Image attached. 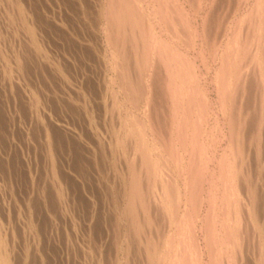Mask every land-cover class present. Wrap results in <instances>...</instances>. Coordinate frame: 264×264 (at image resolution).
Masks as SVG:
<instances>
[{
	"label": "rangeland",
	"instance_id": "rangeland-1",
	"mask_svg": "<svg viewBox=\"0 0 264 264\" xmlns=\"http://www.w3.org/2000/svg\"><path fill=\"white\" fill-rule=\"evenodd\" d=\"M4 1L5 0H3V1L0 0V16H1L0 17V19H1L0 20V28H1L0 29V37L2 38V39L0 38V247H1L0 252L3 256L5 255L7 257V260H6L7 263L6 264H11V263L12 264H151V263H149L150 261H149L148 254H147V250H148V246H149L148 244H149L150 240L153 239V242L156 243V246H158L159 251H161L165 248L164 247V245H165L164 240L166 238V235H167V233L171 234L168 232L169 226H170V221H174L175 220L174 217H177V219L178 218L181 219V217L184 216L182 214H184V211L186 209H188V206H189V204L187 205V202H185L187 199V196H188V193L186 196V192H187L186 189H188L189 186H188V188H184V186H185L184 184L186 181L188 182L187 178L190 177V171H189V168H187L188 164L185 163L184 165H186V167H184V165L182 164L183 162H180V159H181L180 157H182L183 152L186 155L188 153L186 151L187 150L190 151V149H188V146H186L188 142L185 143V141H184V143H183V145H185L187 148H185V146L180 144L181 133L179 131H177L179 133L178 134L175 131V130H177V127H176L177 123H175V121L177 122L178 116L176 114L174 115V111L176 110L178 103L175 102L173 99L168 98L170 96L167 92V86L169 84L166 85V83L170 82V81H168V79L170 80L171 75L174 78H175V76H177V75L174 76V74L171 73L169 70L171 69V67H172V69L177 68L178 64H179V66H178V68H179L180 65H182L180 63H186L187 62L186 65L189 63V64H191V68L194 67V68H192V70L194 69L193 72L194 73L196 72L194 77L198 76V78H199V79H196L197 77L194 78L195 84H197L196 82H198V84H200L199 85L200 89L199 88L198 89L201 92L205 90L204 91L205 93L204 92H202V93L200 92V93H201V95H203L202 97L207 96V97H205V100L208 99V101H207L208 105H206V107L212 108V109L206 108L205 112L203 111L204 115L207 117L204 116L205 121H203V123H202V120H201V122L198 124L199 128H200V130H198V132L200 133V131H201V136H202L201 137V139H202L201 143H203L202 146L204 145L203 146L204 148L201 151L202 154L199 153L198 156H201V155L204 156L205 155L204 157H199L200 159L198 158V160H199L198 166L200 165L202 167V165H205L206 167L204 166L203 170H205V168H207L208 170L206 169L204 171L205 174L203 176V179H201L202 181H201V183H199V185H200V184H202V182H204L202 184L203 187L200 190V193L201 192L202 193L200 194V196L198 198L197 208H199V209L197 210V208H196L195 209L196 211L193 210L196 213L191 211L192 213L190 216V218H193V219L195 218L194 220L196 223V226H195L196 229L194 230V232L197 231V232H195L196 245L199 244L198 246H200V249H202V248L204 249L206 246L204 244V239H203V238H205L204 237L205 236V233H204L205 230H203V233L200 231H202V226H201L202 222H203L202 220H204V218L208 214L207 209H208V211L210 209L209 208L210 204H208V203H212V202H208V200H207V202L205 200H203V201H201V200L204 197H206L204 199H208L209 195H211L212 199L216 198L217 199V200L215 199L216 203L218 202L217 205H215V208L219 207V202L221 200L219 198L222 197V193L224 191L221 187H222V185L225 186L224 185L225 182L228 183V181H229V180L225 181V179L228 178L229 176H231V173L233 172V169H232L233 168V166H232L233 162L234 163L237 162V164H235V165L236 166L238 165V167L242 166L241 164H243V166H244L246 163V165L244 167L242 166L244 169L240 167L242 170V173L244 172V174L246 173L248 175V176L246 175L247 177L245 179V175L242 174V176L244 175L243 176L244 177L243 178L244 183L246 182L245 183L246 186L247 185L249 186L251 184L250 186L252 188L257 185L256 188H254L253 190L259 191V197H261L260 203L262 204V205H260V207H262L261 209L263 210V215H264V183H263V181H264V163H263L264 162V129L262 127V126H264V120H263V123H261V129H258V127H260L259 126L260 124L258 125V122H257V124H255V123H256V121H259V122L261 121V117H260L261 115L260 116L258 115V114H260V112L254 114V111L256 109L260 108V105H261L260 99L262 98V96H261L262 92L261 91L263 89L261 88L262 87L261 86L262 81L260 80L261 78L259 79V77H260L259 68L261 69V67H258V66L263 65V67H264V61H263L264 58L262 57L263 60H261L262 61L261 64H258V66L256 65L258 68L255 66L254 63H253L254 66H252L253 64H251L252 63L251 59H253V57H254V54L252 52L255 50L254 45L259 46V44H258L259 40L262 41V42H260V44L264 43V39H263L264 35L262 36V39H259V37H258L259 34L257 33V29H256L257 28L256 25H258L257 24L258 22L260 23V25L262 23L263 27H264V23H263V21H264V17H263L264 13L263 12L264 11H262L264 9V0H261V2H262L260 5L261 11L259 10V8H258V10L253 8V6L256 5V0H205V1L204 0H195V1L191 0L192 2L190 0H178L179 3L177 0H170V1L166 0V1H168L166 3H164L165 2L164 0H163V2H162V0H156L155 2L159 1L157 3L161 7L158 6L156 3H154L153 0H148V1L144 0L142 2H139L140 0L139 1L137 0L138 2L136 0H133L137 4L141 3L142 4V5L140 4L141 8L143 6V8L145 9L144 10L142 8L143 11L141 10V16H140L144 21L141 18L139 19V17L136 18V13H138L137 16L140 15L139 14L140 8L137 4H135V2H134V5H136V6L133 7L134 5L131 4L133 6H132V10H130L132 13L133 8L137 7L136 8L137 10L134 9L137 12L133 11V14H135V15H133V14L131 15V13H130V16H131L130 18L131 19L132 18L138 19V21L136 20V22H137L136 26L138 24L140 26H142V27H140L138 25V28L140 27L142 29V31L145 32V33H142V35L144 34L143 36L145 39H143V37L140 35L141 30H139L138 28L136 29V27L130 23H128L130 25H127V24L125 25L129 29L127 27L123 26L122 29L117 27V29H119V30H117L116 27L114 29V27L112 28V27L108 26V21H109L108 17L110 16L109 14H112L113 10L116 9V6H117L116 5L117 3L115 4V7H114V5L111 6V4H110V6H108V4L111 3V0H6L5 2ZM108 1H109V3H108ZM133 1L129 0V2H131V3ZM151 1H153V2H151ZM171 1L174 3V6L175 7L177 6L178 8L175 9V7L172 6L173 3ZM198 1H199V3H198ZM149 2H150V5L152 3L153 6L152 5L150 6ZM3 3H4V6H6V7L3 6ZM146 3L148 5L145 6ZM163 3H164V5H163ZM8 4H9V6H8ZM154 4H155V6H154ZM165 4H167L168 6ZM176 4H178V5H176ZM253 4H255V5H253ZM169 5H170V8L174 7L173 9H171L172 13H170L171 12L170 8L168 9ZM148 6H150V7H148ZM164 6H166L167 9H164L165 8ZM11 7H12V9H11ZM151 7H152L153 11H152ZM180 7H182L181 9H183V11L186 10V12H183V11H182L183 13L180 12L181 15H179V10H177V9H180ZM157 8L159 11L157 10ZM162 8H163V10H162ZM106 9H108V11H109V9H111V11H109V13H108V11ZM181 9H180V11H181ZM196 9H197V11H196ZM250 9L253 11V13L256 10V13H255L256 16L255 17L259 16L256 18V20H255V17L253 18L256 22H254L253 19H252L253 21H251V19H250V17H251L250 13L252 12V11H250ZM154 10H155V12H154ZM175 10L177 11V14H176ZM101 11H103V12H101ZM164 11H166V12H164ZM259 11H260V14H258ZM152 12L155 13L156 16H155V14H152ZM157 12H159V13L157 14ZM173 12H175L176 15ZM22 13H23V15H22ZM98 13L100 15L101 14L102 15L99 16ZM142 13L145 17L142 15ZM148 13L150 15L151 14L153 15V17L151 15L152 18L156 17L155 20L152 19L150 17V15H148ZM105 14L107 15V17H105L106 20L104 19ZM163 14L165 16H161ZM171 14L173 15V17L175 16L176 18L175 17L173 18L172 16H170ZM112 15H111V18L109 17V19H112V17H113ZM180 16L181 17L184 16V17H186V19L188 18L187 16H189L190 20L187 19L188 20L187 21L183 17V19L186 20L185 21L186 24L185 23L182 24V22H184V20L182 18H179ZM205 16H207V19ZM159 17H161V18H159ZM168 18H171V20H170V21H172L171 23H173L175 21V19H176V21L177 20L180 21V19H181V21H180L181 23H179V22L176 23V21H175L173 25L176 27H174L173 25H171L169 23L172 26L171 27L172 29H171L169 27L170 25L168 24V22H170V21H168L169 20ZM145 19H147L148 21H146ZM159 19L161 21H159ZM243 19L244 20L246 19L247 21L252 22V23L251 24H249L248 22L244 23L246 21H243ZM248 19H250V20H248ZM257 19H258V21H257ZM152 20H154V21H152ZM156 20H157V23H156ZM208 20H209V22H208ZM219 20H221V21H219ZM140 21H142L143 23H141ZM239 21L243 22V23L241 24V23H239ZM138 22H140V23H138ZM146 22H147V24H146ZM187 22L190 23L192 26L189 25ZM203 22H205L206 27L203 26L204 25ZM35 23H37V24L39 23V24L37 25ZM255 23H256V25H255ZM144 24L147 26L144 27L143 26ZM156 24H158L159 27ZM163 24L167 25L168 29L166 28V26H164V28L167 30V32H165L166 30L163 28ZM179 24H182V25L179 26ZM184 24L185 25L188 24L189 26H191L189 28H191L192 30L188 28V25L186 27V26H184ZM243 24H245V29L242 28ZM246 24H248V27L250 29H252V30H250L251 33L249 32V34H247V30L249 28L246 27ZM106 25H107V27H106ZM151 25L153 26L152 29H150ZM239 25H241V27H239ZM254 25L256 26V28ZM132 26H134L135 28ZM149 26H150V28H149ZM236 26H237V29H236ZM154 27H155V29H154ZM181 27H182V29H181ZM160 28L163 30H161ZM187 28H188L189 32L191 31V33H189L188 30H186ZM246 28H248V29H246ZM109 29L113 30V34H110ZM157 29H160L161 31L158 30L159 31L158 32ZM169 29H170V32H168ZM205 29H207V30H205ZM235 29L237 31H235ZM241 29H243V30L241 31ZM3 30H4V32H3ZM129 30L133 31L134 33L130 31L132 35L130 33L128 34ZM150 30H153L152 32H155V33L150 34L149 33ZM203 30L207 31L206 32L207 35L205 34V31H203ZM233 30L237 33L236 35H234V33H232V32H234ZM105 31L108 34L112 35V38H113V35L121 33V36L123 38V39H121V36H119L121 44L118 42V40H119L118 38L117 39L115 38V40L113 38V40L111 39V41H110L109 40L110 35H108ZM114 31H116V32H114ZM119 31H121V32L119 33ZM123 31H125V32H123ZM171 31L173 33L176 32L175 35L172 34ZM181 31L182 32L184 31V32L182 33ZM195 31H196V34H195ZM240 31L243 33H245L244 31H246V33L245 34L242 33L243 35L239 36ZM7 32H9V33H7ZM122 32L128 34L130 37L138 32L134 36H139V38L138 37H136V38H138L139 41L142 40L143 42L142 41L139 42V41H137L138 39L135 40L132 37L131 38L133 39V41L131 38H130L131 41H130V39H129V41H127L128 39L126 40L125 38H129V37H127L128 35L123 34ZM156 32H157V34H156ZM160 32H162V33H160ZM178 32H180V34ZM185 32L188 33L187 34L188 38H187V35ZM198 32L200 33L202 39H201ZM164 33L166 35L169 34V37L168 36L165 37ZM149 34L150 35L154 34V38H156V40H154V43L151 41L153 38L151 39L149 37V39H151L149 41V39H148V36H150ZM145 35H147V37ZM176 35H178V36H176ZM191 35H193V36H191ZM196 35H199L198 37H200V39H198V37L194 38V36H196ZM244 35H245V37H244ZM248 35L251 36V38ZM3 36H4V38H3ZM175 36L178 38H175ZM189 36H191V39H189L190 38ZM226 36H228V37H226ZM231 36L233 37L234 40L231 38ZM246 36H248V37H246ZM255 36H256V39H254ZM106 37H108V39ZM140 37H142V39ZM151 37H153V36H151ZM192 37H193V40H192ZM239 37L244 39V40H247V38L249 40L251 39L252 42H251V40H250V42L253 45L252 46L250 42L248 43V45L250 44L249 45V51H251L252 54H250V56H247V58H245V59L242 58V60H239V59H241L240 57H243L242 54H244V53L242 52V53L237 54L236 53L237 51L235 50V49H238L237 47L240 45L239 43L241 42L240 40H238ZM179 38H182L183 41H182V39L180 40ZM147 39H148V41H146ZM158 39H160V40H158ZM169 39L171 41H169ZM188 39L190 40V44L188 42L187 47L188 46L189 47H188V50H186L187 48L184 45L187 44ZM235 39H237V40L235 41ZM40 40H42V41H40ZM167 40H168L167 43L170 45V47H171V45H173L172 48H169V45L166 43ZM172 40L173 41L175 40V41L172 42ZM191 40L193 42H191ZM227 40H230V41H227ZM121 41H123V42L125 41L126 42L125 44H127V45L123 44V42H121ZM176 41H178V42H176ZM232 41L235 42L236 45H238V46H236L235 43H233ZM111 42L115 43L114 44L115 46L112 45ZM128 42H131V43L128 44ZM133 42H135V43H133ZM145 42H148V43L150 42V44H152V46L155 47V50H153L152 53L150 50V48L152 46L151 47L149 46V50H150V52H149L148 50H146V48L148 49V46H147L148 43L146 44L147 47H145L143 45ZM155 42L157 43V45H155ZM162 42H165L164 45L167 47V48H165V47L164 48L167 51L170 50L167 52V54H166V51H164V53L166 55H168L170 53V55L168 56V58L166 60H165L166 57H164V58L160 57V55L162 56V54H163V50H162L163 43ZM170 42H171V44H170ZM184 42H185V44L182 45V43H184ZM194 42L196 44H194ZM207 42H209V44L211 43V47L209 46V44H207ZM227 42L228 43L231 42V44L233 43L235 45V46L233 45L231 47V49L232 50L234 49V51H235V52L232 51V54H231V51L228 50V47L225 48V45L228 46ZM136 43H138V47H137ZM140 43H142L141 45L145 47V49H144V47L140 46L142 48V51H141V49L140 50L136 49V47L140 48L139 47ZM176 43L178 46L176 45ZM213 43L215 44V46ZM218 44H220V45H218ZM120 45H121V47H119ZM132 45H134V47ZM158 45H159V48L161 47L160 49H161L162 54L160 53V49H158ZM174 45H176L177 47L176 46L174 47ZM113 46H114V50H112ZM126 46H127V48H126ZM129 46H130L131 50H130ZM179 46H181L182 49H181V47L179 49ZM216 46H219L221 49L217 48V50H216ZM251 46H252V48H251ZM123 47H125V51L128 53H125V52L123 53L121 51V50H124ZM263 47H264V44H263ZM118 48H121V49L118 50ZM175 48H176V52L173 51V50H175ZM209 48H211V49H209ZM126 49H128V50H126ZM134 49H136L135 51L138 53V55H141V54H139L138 51H140V53L147 52V54L143 53V55L140 56V63H138L139 60H136L137 58L139 59V57L137 56V53L135 54ZM184 49L186 51H184ZM132 50H133V52H131ZM181 50H183V51H181ZM214 50L217 51L218 55L215 54L216 51L214 52ZM224 50H225V52H224ZM262 50L264 52V48ZM179 51H181L182 54H184V55L180 54L181 56L177 57V58H179L180 62L177 60L175 55L173 56V53H172V52H174V53H176V55H178L177 53H180ZM155 52L157 54L160 53V55L156 54V57H158V58L155 57V55H154ZM20 53H21V55H20ZM131 53L133 55L134 54L135 55L130 56ZM185 53H187V54H185ZM211 53H213V55H211ZM224 53H225V55H224ZM226 53H228V54H226ZM115 54H118V55H115ZM146 55L148 56V58L146 57L147 60L144 59V57H143ZM214 55L216 56L215 57L216 59L214 58V60H213ZM235 55H237V56L240 55L239 59L238 58L235 59L234 58ZM118 56H120V57H118ZM152 56L155 57L154 58L155 63H156V61H158L157 62L158 64L152 63V61H154ZM170 56H171V58H170ZM187 56H190V57H188L191 60V61L189 60L190 62H192L194 59V61H193L194 65L187 61L188 60ZM227 56L228 57L232 56L231 58H233V60H231V58L229 59ZM128 57H130V58H128ZM182 57H183V60H186V59L187 60L182 62L183 61ZM226 57L229 60H227ZM249 57H252V58H249ZM126 58L128 61L125 60ZM160 58H162V60ZM225 58L228 62L233 61V62H231L232 65L230 63L226 62V60H224ZM114 59L118 60L119 64H117V61L115 62ZM122 59L124 62L122 61ZM130 59L131 60L135 59V60L131 61ZM149 59L152 61H150V63L147 64L149 62L148 61ZM159 59H160V61H159ZM174 59L176 61L173 62L174 64H171V61H174ZM218 59H220V60H218ZM243 59L246 62L243 61ZM163 60H165V63L163 62ZM146 61H147V63H146ZM215 61H217V62H215ZM222 61H224L223 64H221ZM235 61H236V64H235ZM241 61H242V63H241ZM143 62H145V64H141ZM177 62H178V64H177ZM244 62H245V64H244ZM136 63L141 64V65H137ZM159 63H161V66L163 68L159 65ZM162 63H164V64L169 63V65L171 67L170 66H169V68L166 67L168 64L166 66H163ZM224 63H225V65H224ZM239 63H241L242 68H244L243 70H245L246 65H248L247 63H249V66L251 65L253 69L251 68V66L250 67L248 66V71H249V68L251 70V72L248 73V77L245 78L244 76H242V78H240V81L238 82V84H240V82H241V84L238 85L237 92H235L237 95H235L236 98H234V100L236 99V101H233V103L236 105L234 106V104H232V106H231L230 100H228V102H227V100H225L226 102H224V104L226 103L228 107L230 106L228 109H226V112L227 111L230 112V110H231L230 108H232L233 112L238 110V109L241 110V108H242L243 111L242 110L241 111L244 112V114L241 111H238V112L236 111L234 113L232 112L234 115L239 117V119H237L238 117H235V120L237 119L236 120V124H237L236 127L237 128L239 127V125H242L244 123V121L247 123L245 126L246 128H244L243 127L244 125H243V126H240L237 130H234L232 128L233 125L228 123L229 121L233 120V118H232L233 116L230 117L233 114H231V112H230V114H231L230 115L228 112L226 114L227 116L225 115V117H224L222 109L220 110V108L222 107L221 103L219 104L220 99L218 98V97H220V94H219L220 93L219 92L220 86H219V88L217 87L219 85V82L216 83V81H218V79L216 77H217V74L219 73L220 69H221V71L219 73V76L222 75V71L226 72V70L229 67H232L233 65L236 66ZM122 65H123L124 71L122 69ZM133 65L134 66L136 65L138 67L136 68ZM157 65L160 67H158ZM174 65H176V66L174 67ZM130 66H133V67H130ZM139 66H140L139 70L144 71L143 74L141 71L138 70ZM154 66H155V69L156 68L157 69L159 68V69L154 71ZM198 66H199V68H198ZM221 66L223 67V70H222ZM225 66H227L226 67L227 69H224ZM235 66H233L231 68L232 71L228 70L229 72L231 71L230 73L228 71H227V73H225V74H228V76L226 77V80H228L230 74L233 76V78H232L233 81L237 78L236 77L237 76L236 75L237 74V66L236 67ZM125 67H127V68H125ZM142 67H143V69H141ZM164 67L166 70L164 69ZM128 68H129V71L126 70ZM133 68H135L134 69L135 72H134ZM160 68L164 69L165 71H163L162 69L160 70ZM178 68L175 69V71L177 70L179 72ZM233 68H234V70H233ZM146 69H148V70H146ZM115 70H117V71H115ZM130 70H131V72L133 71V73H132L133 75L131 73H128V72H130ZM160 71L164 72L163 73L164 75L161 73H157ZM166 71H167V73L165 74ZM175 71L173 70L172 72H175ZM233 71H234V74H232ZM125 72L128 74H131L132 76H134V78L131 77V75H127ZM146 72H147V74L145 75ZM121 73H122V76H121ZM153 73H154V76H153ZM170 73H171V75H170ZM254 73H255V75H253ZM139 74H140V76H139ZM168 75H170V76H168ZM137 76L140 79H137L138 78ZM161 76L162 77L165 76L164 77L165 79L162 78ZM222 76H224V73ZM126 77H128V78H126ZM141 77L143 79H141ZM158 77H160L159 78L160 82L157 81ZM129 78L131 80L137 79V82H139L140 85H139V83L137 85L136 80H135V82H133L134 80L131 81V80H129ZM254 78L256 79V81ZM125 79H127L126 81L129 84L131 82V85H130L131 89H129V86H128L129 84L125 81ZM241 79H242V81H241ZM257 79H258V81L259 80L261 81V82L259 81V83H258V84L261 83L260 86L257 84V82H258ZM139 80H142L144 83L140 82ZM121 81L125 82L126 84L121 82ZM224 81H225V79H224ZM229 81H230V79L228 81H225L224 83L227 84ZM254 81H255V83H254ZM157 82H158V84H157ZM148 83H150L152 85H149ZM159 83L160 84L163 83V86L161 87V85ZM246 83H248V84L246 85ZM253 83H254V85H253ZM198 84H197V86H198ZM134 85H136L137 88L135 87L134 89H132ZM141 85H143V86H141ZM122 86L126 87L125 90H124V88H122ZM140 88H141V90H140ZM143 88H145V89H143ZM146 88H148V89H147V93L145 94V93H143V90H146ZM259 88H261L262 90H259ZM216 89L219 91L217 92ZM128 90H129V92H128ZM138 90H140V91H138ZM136 91L139 92V94H137L138 96L135 95L137 93ZM148 92H150V93H148ZM127 93L129 94V96L127 95ZM141 93H143L144 95ZM165 93H166L167 97L163 96V95H165ZM259 93H260V95H259ZM216 94H218V95H216ZM126 95L128 96L127 98H126ZM134 95H135V98L133 97ZM257 95H259V97ZM139 96H140V98H139ZM131 97L133 98V100L129 99ZM163 97H164V99H163ZM137 98H139L140 100ZM152 100H153V102L150 103L149 101H152ZM165 100L167 101V103ZM169 100H171V101H169ZM131 101H132V103H131ZM133 101H136L137 103L136 102L134 103ZM168 102H170V103L175 102L177 104L175 106L171 103V106L172 107L174 106L173 108H171L170 103H168ZM132 104L133 105L136 104L135 106L137 109L139 108V110H136L135 106H133ZM209 104H210V106H209ZM237 105H238V107H237ZM252 105H254V106H252ZM166 106L168 108L170 107L169 108L170 112L168 111V108ZM233 106H234L235 110L233 109ZM153 107H154V111H153ZM235 107H237V108H235ZM86 108L87 109L89 108L88 111ZM107 108H109V109H107ZM198 109H200V106L198 107ZM147 110L148 111L151 110L152 113L151 112L149 113ZM112 111H113V113H112ZM145 112L146 113L148 112L147 113L148 115ZM206 112H207V115H206ZM134 113H136V114H134ZM246 113L249 115V117ZM131 114H134V116H135L132 119H131V117H132ZM136 115L138 117H140V119L138 117H136ZM114 116H115V118H114ZM169 116H170V118H169ZM173 116L176 117V119ZM257 116L260 118H258ZM147 117H148V121H147ZM152 117H153V119H152ZM171 117L175 120H173ZM111 118H113L114 120ZM129 118L131 121L129 120ZM240 118H242V120ZM246 118H248V119H246ZM133 119H138V121L135 122L136 120L134 121ZM171 119L173 121H171ZM228 119H231V120L228 121ZM258 119H260V120H258ZM263 119H264V115H263ZM128 120L130 121L129 123H128ZM132 120L134 121L133 123H132ZM149 120H152V121L154 120V121L152 122ZM167 121L168 122L170 121L169 122L170 126L175 125V126L171 127V129H173V131H171L170 127L168 128V129H170V131H168L167 127H165V126H169V125H167L168 124ZM142 122L144 123L143 125H145V126H141ZM150 122H151V124H148ZM159 122H161V123H159ZM204 122H206V123H204ZM136 123H137V125H139V123H140L141 125L139 127H141V129L143 130L142 133L140 131V133H141L140 136L141 135L143 136L144 130L147 131V129H148V132L145 131L146 132L145 135H147L148 138H145L147 136H145V137L143 136L145 139L143 137L142 138L140 137L141 139L140 138L137 139V137H139V135H137V137H136V134H134V132H133V131H135V129L134 130L132 129V127L135 126ZM208 123H209V125H208ZM127 124H132V127L128 126ZM200 124H202L203 126H201ZM126 125L128 128L126 127ZM146 125L148 127H146ZM230 125H231V127H228ZM153 126H155V127H153ZM253 126L256 128V130ZM129 127H131V128H129ZM151 128H152V130L155 128V130L152 131ZM240 128L242 130V133H240L239 136H237L236 134H238L239 131H241ZM242 128H244V129H242ZM158 129H160V130H158ZM127 130L128 131L130 130V131L128 132ZM166 130H167V132H166ZM163 131H165V132H163ZM202 131H204L203 132L204 134L202 133ZM237 131H238V133H237ZM157 132H158V134L160 132L161 137L164 136L161 138L162 140L160 139V136L159 137H158V135L156 136L155 133H157ZM170 132H173V133H170ZM235 132H236V134H235ZM128 133H130V135H131L130 137H132L134 135V138H132V141H130L131 139L129 138ZM175 133L177 136L172 135ZM126 134H127V136H126ZM211 134H212V136H211ZM232 134L233 135L235 134L236 136L235 135L232 136ZM241 134H243V135H241ZM184 135L185 134H183V136ZM222 135H224V136H222ZM154 136H156V137H154ZM165 136L168 140L165 138ZM169 136L172 138V141H171V138H169ZM179 136H180V138H179ZM231 136L234 139L236 137V139L234 140L233 138H231ZM226 137L230 141H228V139ZM243 137H244V139H242ZM46 138H48V139H46ZM153 138L155 139V142H157L156 143L157 145H155ZM224 138H226V139H224ZM139 139L142 141L144 140L145 142L144 141L143 142L138 141ZM146 139L149 141L147 142ZM175 139H177L178 141ZM222 139H224L225 141ZM257 139H259V141ZM158 140H160L162 142L160 145H158L160 143V141H158ZM165 141H166L167 145L164 144ZM231 141H235L236 144H235V142L233 144V142H231ZM153 142H154V144H153ZM230 142H231V144H230ZM241 142H242V144H243V142H245V143L242 145ZM143 143L146 144L145 145L146 147L144 146ZM173 143H174V145L172 147L171 144H173ZM199 143H198V145L200 146L201 144H199ZM216 143H218V144H216ZM152 144L154 146H157L156 147L158 150V151H156L157 155H154L155 153H153V152H155L153 150H156V149L154 148V146ZM137 145H138V147H137ZM150 145H152L151 147H153V148H151ZM175 145H176V147H175ZM232 145H233V147H232ZM234 145H236V147H235L236 149L234 148ZM168 146H170V147L168 148ZM177 146H179V147H177ZM182 146H183V149H181ZM205 146H206V148H205ZM237 146L240 148L242 146H244V147L241 149L240 148L238 149ZM135 147H137V148H135ZM227 148L228 149L233 148V149L230 151ZM142 149H143V151H141ZM149 149H150V151H148ZM163 149H165V150L167 149L166 153L168 152V149L170 152L167 153V155H165V153L163 155V152L165 151ZM171 149H172V151H171ZM204 149L206 152L204 151ZM237 149L239 150V152L243 151V153H239ZM173 150L174 151L176 150L175 151L176 153L173 152ZM136 151H138L140 153H137ZM181 151H183V152H181ZM203 151L205 154L203 153ZM223 151H225V152H223ZM227 151H228V153H227ZM244 151H245V153H244ZM135 152H136V156H135ZM149 152H151V153H149ZM99 153H100V155H99ZM172 153H173V155H172ZM222 153H224L225 155ZM233 153H234V155H232ZM235 153H236V155H235ZM237 153H239V154L237 155ZM117 154H119V155H117ZM176 154H177V156H176ZM242 154H243V156H242ZM145 155H147V156L143 157ZM151 155L152 156L154 155L155 157L154 156L152 157ZM159 155H160V157H159ZM169 155H170V157H168ZM178 155L179 156L181 155V156L178 157ZM187 155H186V158H188ZM239 155H240L239 158L242 159V162L244 161V163H241V160L240 161L238 160L239 162L235 161L238 159ZM150 156H151V158H149ZM163 156H164L165 162H164V160L162 161ZM165 156L167 159L165 158ZM171 156L173 158V161H175V163L179 159L177 164H175L173 161H171L172 160ZM236 156H237V159L235 158ZM260 156H261V158H260ZM222 157H224V158H222ZM174 158H176V159L178 158V159L174 160ZM225 158H227V159H225ZM232 158H234V161H232L233 160ZM149 159L152 161L150 162ZM156 159L159 160V162H157ZM131 160H133L134 162ZM142 160H144L145 162ZM166 160L167 161L169 160V161L166 162ZM202 160H204L205 163H204V161L202 163ZM220 160L222 162H220ZM228 160H230V161L228 162ZM128 161L130 162V164ZM154 161H155V163L157 162V164H159V165H157V167L160 166L161 162H163L164 165H166V166L169 165V166H167L168 167L167 168L163 165V163H161V165H163V168H158V170H157L156 169L157 167H154V166H156ZM184 161H186V160H184ZM131 162H133V163H131ZM143 162L145 164H143ZM152 162H153V164H152ZM200 162L202 165L200 164ZM219 162L222 163V166H223V164H225V168H228V170L224 169V166L219 167ZM134 163L135 164L136 163L137 164L142 163L145 166H142V165L140 166V164L139 165L136 164L134 166ZM179 163H180V165H179ZM146 164H149V166L148 165L147 166L150 168L152 167L153 171L150 168L148 170ZM150 164L154 165V166H150ZM226 164H227V166H226ZM129 165H131V166H129ZM229 165L232 166V167H230V169H229ZM136 166L142 167L140 169L141 172L139 170L140 167L138 168ZM248 166H249V168H248ZM126 167L128 169H126ZM132 167L138 168L137 170L139 172L138 171L136 172L135 168L133 169ZM164 167H165V170L167 169L166 172L169 175H171L169 179L165 177V176L168 177V175L166 172L165 173L163 172ZM145 168H147V169H145ZM177 168H179V169L182 168V169H180L178 172ZM132 169H133V171H131ZM142 169L144 172L142 171ZM159 169H160V171L162 169L161 172H163V173H161L159 171ZM169 169H170V171L172 170L173 172L171 171L169 173ZM127 171H129V172H127ZM146 171H149L150 175L148 174L149 172H146ZM156 171L157 172L159 171L158 173L161 174V176H160L161 179H159L160 177L157 178V176H159L160 174H157ZM187 171H189V172H187ZM235 171L236 170H234L233 174H235ZM55 172H56V174H55ZM130 172H132V173H130ZM127 173H129L130 175ZM135 173H137V174H135ZM140 173H142L141 174L142 177L137 176ZM153 173H155L156 176ZM146 174H148L149 177H147L148 175H146ZM225 174H228V175H225ZM128 175H129V177H128ZM135 175L137 177L141 178V182L146 181L145 183L143 182L141 185L142 191H143L142 193L143 194L146 193V195H144L143 198L140 199L139 201H136V203H137L136 208L137 209H135V212L138 214L139 213L141 214V215L137 214L138 215L137 219L140 218V219H138L140 224L143 223L139 227L138 226L135 227L132 223H129V221L132 220V216H131V218H129L130 217L129 212H131V211H130V207H129L130 204H128V203H130L131 197H127L128 196L127 192L128 191L130 192V190H131L132 186H130L129 184L133 183L134 177H136ZM162 175L164 178H166V180L164 178L162 179ZM210 175H211V177H210ZM145 176L147 177V179L145 178ZM150 176H152V177H150ZM185 176L187 178H185ZM242 176H241V178H242ZM130 177H132V179ZM148 178H150V180ZM156 178L159 179L162 184L159 185L160 182ZM216 178L218 179L217 181H215ZM172 179H175V180H173L174 182L172 181ZM247 179L249 180L250 183L248 182ZM151 180L154 182L152 183ZM163 180H165L164 181L165 184L166 183L169 184L168 183V181H169L170 184L175 183V186H177L176 189H174V190L176 191V193L177 192H179V193H177V194L175 193V196H173L174 197L173 200H175V198L178 197L175 200V201H177L176 202L177 204L176 203L174 204V206L176 205V208L178 209L177 213L180 211L177 216L176 215L172 216V213H170L168 207L163 204V203H165V198H163V196H164L163 191L166 190V188L164 187V184L162 182ZM212 180L215 184L211 182ZM223 180H224V182H223ZM122 181H123L125 186H123ZM156 181H158V182H156ZM178 181H179V183H178ZM147 182H148L147 186L149 187V190H147L148 187L146 188V185H144V184H147ZM198 182H199V179H198ZM247 182H248V184H247ZM154 183H155V185H154ZM242 183H243V181H242ZM252 183L254 186L252 185ZM176 184H178V185H176ZM211 184L213 185L212 188L215 189L214 190L215 197L213 194H211L213 192L212 188L210 186ZM156 185H157V187H156ZM202 185H200V186H202ZM200 186H199V188H201ZM244 186L245 185L242 184V187L240 188V190L243 189V191L241 190L242 195L243 196L245 195L244 198L245 197L247 198V195H249V193H246L247 194L246 195L245 191L249 192V191H247V189H249L250 187H246V189H245V188H243ZM152 187H154V188L152 189ZM113 188H115V189H113ZM127 188L129 190H127ZM159 188H161L162 190L159 191L160 190ZM182 189L184 192L182 191ZM216 189H219V190H216ZM244 189H245V191H244ZM148 191H150L151 194H150V192L148 194L147 193ZM152 191H154V192H152ZM215 191H217V192H215ZM110 193H111V195H110ZM161 194H162V196H161ZM178 194H180V195H178ZM216 194L218 196H220V194H221V196L216 197ZM129 196H131V195L129 194ZM145 196H147V198ZM180 196H182V197H180ZM150 197H152V202L150 200L151 199ZM154 197L155 198L157 197L158 199L157 198L156 199L159 202L157 200H154L155 199ZM183 198H185V199H183ZM145 199L146 200L149 199L150 203L148 200L146 201ZM180 199H181V202L183 201L184 203H186V206L183 202L182 203L184 205L180 202ZM141 200H143V201H141ZM178 200H179V202H178ZM140 201H141V203H140ZM160 201L164 206L160 203ZM203 202H204V204H203ZM147 204H148V206H149V204H151L150 207L146 206ZM178 204H180L181 206ZM127 205H128V207H127ZM161 206H163V207H161ZM192 206H193V204L192 205L190 204L189 210H191ZM142 207L145 209L144 212L146 213L145 214L146 217H144L145 216L144 214L142 215V213H143ZM165 209L167 211H165ZM243 210H244V207H242V211ZM159 211H160V213H159ZM168 215H170V216H168ZM139 216H141V217H139ZM207 217H209V216H207ZM218 217L219 216H216V218H218ZM142 218L149 219L150 221L149 220L147 221V220L142 219ZM169 218H171V219H169ZM244 218H246V219H244ZM248 218H249V216L246 212L243 214V217H242L243 220L241 221V223H242V227H241L242 238L241 239L244 238V240H243V242H245L244 250L242 252L240 250L236 251V253L234 254L236 257V259L235 258L234 259L236 261H233L232 264H234V263H237V264L238 263L239 264H257V261H258V264H261L260 262H262V261H263L262 264H264V252L262 254H260V251H259V247H260L259 242L261 240L260 235L257 233V231H255V227L253 229V224H250V218H249V220H248ZM137 219H135V224H136ZM208 219H209L210 227H212V223H211L212 216H210ZM246 220L249 221L248 222L249 224H247ZM263 221H264V216L259 217L258 226L259 227L261 226L262 229H264V224H263L264 222ZM146 222H149L148 223L149 224V231L147 228L148 224ZM186 222H188V220H186V219H184L182 221V225H183L184 229L188 226L186 224H189V222L188 223H186ZM168 223H169V225H168ZM137 225H139L138 222H137ZM218 225H220V224H218ZM130 226H132V228H134V229L138 228L141 235L136 234L137 232H134L136 229L133 230ZM140 228H142V229H140ZM146 228H147V231H146ZM150 228H152L153 230ZM138 229L136 231H138ZM166 229H167V231H166ZM140 230H143L145 233H142V231H140ZM212 230H211V234H212V237L214 239V238H216L217 235H214L215 232H213ZM130 231H132V233ZM165 232H167V233L163 237ZM198 232H200V234ZM219 233L221 235V232H219ZM142 234H143V236H142ZM159 234H161V235H159ZM262 234H264V231L262 232ZM147 235H150L153 238L149 239L150 237H148ZM152 235L156 236L155 238H157V239L154 240V236H152ZM193 235H194V233H193ZM131 236L132 237L134 236V237L132 238ZM136 236H138V237H136ZM145 236H146L147 241H146V239H143V238H145ZM198 236H199V238H198ZM206 236H208V233ZM258 237L260 240L258 239ZM141 238L144 241H141L140 240ZM254 239H256V240H254ZM132 241H133V243L136 241V243L133 244ZM197 241L201 242V243H198ZM263 241H264V237H263ZM141 243H143V244H141ZM1 244H2V246H1ZM247 244L250 246H248ZM245 245H247V246H245ZM255 247L257 249H255ZM6 249H7V251H6ZM1 250H5V251H1ZM144 251L146 253H144ZM255 251H256V253H255ZM238 252H240V253H238ZM7 254H8V256H7ZM228 255H230V254L226 253V254H223L222 257L226 258V256H228ZM261 255L263 257H261ZM9 256H11V257H9ZM126 256H128L129 259ZM137 256H139V258ZM207 257L210 258L207 254H205V256L202 258L204 260V263L208 262V264H209L210 259H208ZM258 257H261V260H259L260 258H258ZM158 258L160 259V257H158ZM240 258H242V260ZM10 259L11 260L13 259V260L11 261ZM245 260H247L248 262ZM158 261L159 260L156 261V264H162V263H160V261L158 263ZM161 261H162V259H161ZM243 261H245V262H243ZM227 262H229V261H227Z\"/></svg>",
	"mask_w": 264,
	"mask_h": 264
},
{
	"label": "bare ground",
	"instance_id": "bare-ground-1",
	"mask_svg": "<svg viewBox=\"0 0 264 264\" xmlns=\"http://www.w3.org/2000/svg\"><path fill=\"white\" fill-rule=\"evenodd\" d=\"M3 1V0H2ZM6 1V0H5ZM4 1V2H5ZM131 1H133V0H131ZM137 1V0H136ZM139 1V0H138ZM137 1V2H138ZM142 1H144V0H140L139 2H142ZM148 1V0H147ZM154 1V3H156L158 6H160L157 2H159V1H157V2H155L156 0H153ZM153 1H151V2H153ZM165 2L164 3H166V2H168V1H170V0H168V1H166V0H164ZM178 1V0H177ZM191 1V0H190ZM195 1V0H194ZM193 1V2H194ZM205 1V0H204ZM134 2L135 1H133L132 3L131 2H129V0H111V3H109V1H108V6H110V4H111V6L112 5H114V7H115V4L117 5L116 6V9H114L113 10V12H112V14H109L110 16V18H111V15L113 16L112 17V19H109V17H108V26L109 27H114V29H115V27H116V29H117V27L118 28H120V29H122V27L123 26H125L126 24L127 25H130V24H132V25H134L135 27H136V29L138 28V25L136 26V20L138 21V19H136V18H138L139 17V19L141 18L140 16H141V10L143 11V6H142V8H141V5L138 3H136L135 2V4H137L138 6H139V14L140 15H138L137 16V14L138 13H136V18H130L131 16H130V13H131V11L130 10H132V6L134 5ZM162 2H163V0H162ZM172 2V1H171ZM189 2V1H188ZM192 2V1H191ZM202 2V1H201ZM164 3H163V5H164ZM173 3V2H172ZM178 3H179V1H178ZM198 3H199V1H198ZM197 3V4H198ZM261 0H256V5L255 4H253V5H255V6H253V8L254 9H256V10H258V8H259V10L261 11V8H260V5H261ZM6 4V3H5ZM105 4V3H104ZM131 4H133V5H131ZM189 4V3H188ZM242 4V3H241ZM144 5V4H143ZM146 5H148L147 3L145 4V6ZM149 5H150V2H149ZM151 5L153 6V4L151 3ZM150 5V6H151ZM165 5H167V4H165ZM171 5V4H170ZM170 5H169V7H168V9L170 8ZM176 5H178V4H176ZM199 5V4H198ZM252 5V4H251ZM3 6H4V3H3ZM8 6H9V4H8ZM15 6V5H14ZM136 5H134L133 7H135ZM150 6H148V7H150ZM154 6H155V4H154ZM168 6V5H167ZM172 6H174V3L172 4ZM183 6V5H182ZM197 6V5H196ZM2 7V6H1ZM4 7H6V6H4ZM157 7V6H156ZM161 7V6H160ZM165 8L164 9H167L166 8V6H164ZM175 7V6H174ZM173 7V8H174ZM240 7V6H239ZM256 7V8H255ZM131 8V9H130ZM137 8V7H136ZM136 8H133V11H135L134 9H136ZM155 8V7H154ZM159 8V7H158ZM158 8H157V10H158ZM172 7L170 8V11H171V9H173ZM176 8H178L177 6L175 7V9ZM182 7H180V9H181ZM11 9H12V7H11ZM151 9H152V7H151ZM156 9V8H155ZM180 9H177V10H179V15H181L180 14V12L181 13H183V12H186V10H184L183 11V9H181V11H180ZM193 9V8H192ZM252 9V8H251ZM250 9V11H252ZM20 10V9H19ZM107 11H108V9H106ZM137 10V9H136ZM145 10V9H144ZM162 10H163V8H162ZM256 10H255V12L253 13V11L250 13L251 15V17H250V19H251V21H253L254 19V17L256 16L255 15V13H256ZM9 11V10H8ZM21 11V10H20ZM109 11H111V9H109ZM109 11H108V13H109ZM133 11H132V13H131V15L133 14ZM152 11H153V9H152ZM159 11V10H158ZM169 11V12H170ZM183 11V12H182ZM196 11H197V9H196ZM260 11L258 12V14H260ZM262 11H264V9L262 10ZM27 12V11H26ZM30 12V11H29ZM101 12H103V11H101ZM135 12H137V11H135ZM134 12V13H135ZM154 12H155V10H154ZM164 12H166V11H164ZM175 12H176V14H177V11L175 10ZM175 12H173L174 14H175ZM195 12V11H194ZM6 13V12H5ZM10 13V12H9ZM24 13V12H23ZM23 13H22V15H23ZM159 12H157V14H158ZM163 13V12H162ZM170 13H172V11L170 12ZM264 13V12H263ZM262 13V14H263ZM26 14V13H25ZM99 14V13H98ZM152 14H155V13H153L152 12ZM151 14V15H152ZM169 14V13H168ZM175 14V15H176ZM196 14V13H195ZM261 14V15H262ZM102 15V14H101ZM100 14H99V16H101ZM133 15H135V14H133ZM142 15H143V13H142ZM146 15V14H145ZM148 15H150L149 13H148ZM151 15H150V17H151ZM178 15V16H179ZM187 15V14H186ZM219 15V14H218ZM4 16V15H3ZM26 16V15H25ZM97 16V15H96ZM144 16V15H143ZM142 16V17H143ZM147 16V15H146ZM155 16H156V14H155ZM161 16H165L164 14L163 15H161ZM170 16H172L173 17V15L171 14ZM169 16V17H170ZM177 16V17H178ZM1 17V16H0ZM105 17H107V15L105 14L104 15V19L106 20V18ZM134 17V16H133ZM145 17V16H144ZM152 17H153V15H152ZM151 17V18H152ZM175 17V16H174ZM173 17V18H174ZM183 17L184 16H180L179 18H182L183 19ZM188 18L187 19H189L190 17L189 16H187ZM204 17V16H203ZM206 17V19H207V16H205ZM257 17H259V16H257ZM257 17H255V20H256V18ZM262 17V16H261ZM264 17V16H263ZM8 18V17H7ZM98 18V17H97ZM148 18V17H147ZM155 18L156 17H154V18H152V19H154L155 20ZM159 18H161V17H159ZM176 18V17H175ZM178 18V19H179ZM185 19H186V17H184ZM217 18V17H216ZM19 19V18H18ZM25 19V18H24ZM33 19V18H32ZM142 19V18H141ZM149 19V18H148ZM169 20L168 21H170L171 20V18H168ZM186 19V20H187ZM211 19V18H210ZM214 19V18H213ZM250 19H248V20H250ZM253 19V20H252ZM1 20V19H0ZM20 20V19H19ZM22 20V19H21ZM143 20V19H142ZM146 21H148L147 19H145ZM151 20V19H150ZM154 20H152V21H154ZM158 20V19H157ZM157 20H156V23H157ZM184 20V19H183ZM182 20V21H183ZM186 20H184V22H182V24L183 23H185L186 24ZM190 20V19H189ZM225 20V19H224ZM239 20V19H238ZM254 20V22H256ZM260 20V19H259ZM30 21V20H29ZM144 21V20H143ZM159 21H161L160 19H159ZM175 21H176V19H175ZM174 21V22H175ZM180 21H181V19H180ZM179 20H177L176 21V23L177 22H179V23H181ZM188 21V20H187ZM205 21V20H204ZM219 21H221V20H219ZM229 21V20H228ZM243 21H246V22H244V23H249V24H251L252 22H249V21H247L246 19L244 20L243 19ZM257 21H258V19H257ZM17 22V21H16ZM32 22V21H31ZM30 22V23H31ZM100 22V21H99ZM141 23H143L142 21H140ZM140 22H138V23H140ZM172 21H170V22H168V24L170 23L171 25H173L174 24V22L173 23H171ZM190 22V21H189ZM194 22V21H193ZM208 22H209V20H208ZM13 23V22H12ZM106 23V22H105ZM128 23H130V24H128ZM145 23V22H144ZM160 23V22H159ZM163 23V22H162ZM165 23V22H164ZM188 23V22H187ZM191 23V22H190ZM190 23H188L189 25H191ZM204 23V27H206V25H205V22H203ZM239 23H243V22H240L239 21ZM263 23H264V21H263ZM9 24V23H8ZM19 24V23H18ZM35 24H37V23H35ZM39 24V23H38ZM37 24V25H38ZM146 24H147V22H146ZM151 24V23H150ZM169 24V25H170ZM182 24H179V26L180 25H182ZM184 24V26H186L187 27V25H185ZM210 24V23H209ZM215 24V23H214ZM258 25H256V23H255V25L257 26V28H256V26H255V28L257 29V33L259 34V39H262V36L264 35V27H263V24L261 23V25H260V23L258 22L257 23ZM21 25V24H20ZM154 25V24H153ZM157 26H158V24H156ZM169 26L170 28L172 27V26ZM188 25V28L189 27H191V26H189ZM211 25V24H210ZM225 25V24H224ZM9 26V25H8ZM134 26H132V27H134ZM140 26V25H139ZM144 27H146L147 25H143ZM161 26V25H160ZM164 26H166V28H167V25L165 24H163V28H164ZM174 26V25H173ZM197 26V25H196ZM195 26V27H196ZM251 26V25H250ZM36 27V26H35ZM39 27V26H38ZM106 27H107V25H106ZM125 27H127V26H125ZM131 27V26H130ZM134 27V28H135ZM140 27H142V26H140ZM138 28L139 30H141L140 31V35L143 37V39H145L144 38V34L142 35V33H145L144 31H142V29L141 28ZM152 25H151V28H150V26H149V28L150 29H152ZM159 27V26H158ZM162 27V26H161ZM174 27H176V26H174ZM239 27H241V25H239ZM246 27H248V24H246ZM28 28V27H27ZM31 28V27H30ZM111 28V29H112ZM128 28V27H127ZM148 28V27H147ZM146 28V29H147ZM188 28L186 29V30H188ZM243 29H245V24H243V27H242ZM249 28V27H248ZM248 28H246V29H248ZM254 28V27H253ZM1 29V28H0ZM4 29V28H3ZM41 29V28H40ZM111 29H109L110 30V34H113V30H111ZM129 29V28H128ZM154 29H155V27H154ZM161 29V28H160ZM157 29V31L159 30V31H161V30H163V29ZM165 29V28H164ZM168 29V28H167ZM172 29V28H171ZM178 29V28H177ZM181 29H182V27H181ZM189 29H191V28H189ZM196 29V28H195ZM194 29V30H195ZM204 29V28H203ZM217 29V28H216ZM215 29V30H216ZM236 29H237V26H236ZM235 29V31H237ZM243 29H241V31L243 30ZM18 30V29H17ZM107 30V29H106ZM117 30H119V29H117ZM116 30V31H117ZM138 30V31H139ZM145 30V29H144ZM166 30V29H165ZM164 30V31H165ZM192 30V29H191ZM205 30H207V29H205ZM205 30H203V31H205ZM250 30H252V29H248L247 30V34H249V32H250ZM255 30V29H254ZM2 31V30H1ZM13 31V30H12ZM26 31V30H25ZM37 31V30H36ZM41 31V30H40ZM112 31V32H111ZM116 31H114V32H116ZM128 31V30H127ZM131 30H129V32H128V34L130 33L131 34V32H133V31H131ZM149 31V30H148ZM153 30H150V34H152V33H155V32H152ZM158 31V32H159ZM173 31V30H172ZM171 31V32H172ZM218 31V30H217ZM216 31V32H217ZM234 31V30H233ZM232 32V33H234V35H236L237 33L236 32ZM239 32V36L240 35H243V34H245L246 33V31H244L245 33H243V32ZM3 32H4V30H3ZM10 32V31H9ZM9 32H7V33H9ZM106 32V31H105ZM121 31H119V33H120ZM123 32H125V31H123ZM122 32V33H123ZM163 32V31H162ZM162 32H160V33H162ZM165 32H167V30L165 31ZM168 32H170V29H169V31ZM175 32V31H174ZM182 32V31H181ZM184 32V31H183ZM182 32V33H183ZM188 32H189V30H188ZM193 32V31H192ZM206 32L207 31H205V34H206ZM253 32V31H252ZM6 33V32H5ZM31 33V32H30ZM29 33V34H30ZM107 33V32H106ZM118 33V32H117ZM134 33V32H133ZM138 33V32H137ZM137 33H135L134 35H136ZM176 33V32H175ZM175 33H173L172 32V34H174L175 35ZM179 34H180V32H178ZM186 33V32H185ZM189 33H191V31L189 32ZM199 33V32H198ZM197 33V34H198ZM218 33V32H217ZM243 33V34H242ZM251 33V32H250ZM3 34V33H2ZM27 34V33H26ZM108 34V33H107ZM110 34H108V35H110ZM115 34V33H114ZM123 34H126V33H123ZM122 34V35H123ZM128 34H126V35H128ZM149 34V35H150ZM156 34H157V32H156ZM165 34V33H164ZM163 34V35H164ZM188 33H186V35H187ZM195 34H196V31H195ZM246 34V35H247ZM253 34V33H252ZM6 35V34H5ZM18 35V34H17ZM42 35V34H41ZM132 35V34H131ZM131 36L133 39H135V40H137L138 38H139V36ZM199 35H200V33H199ZM199 35H196V36H194V38H197ZM207 35V34H206ZM209 35V34H208ZM215 35V34H214ZM233 35V34H232ZM233 35V36H234ZM251 35V34H250ZM16 36V35H15ZM105 36V35H104ZM119 36H121V33L120 34H116V35H113V38H114V40H115V38L117 39H119L118 40V42L120 43V37ZM146 37H147V35H145ZM151 36H153V37H151ZM169 37V34L168 35H166L165 34V37ZM176 36H178V35H176ZM175 36V38H178V37H176ZM191 36H193V35H191ZM191 36H189L190 38L189 39H191ZM238 36V35H237ZM249 36V35H248ZM248 36H246V37H248ZM254 36V35H253ZM110 37V41H111V39L113 40V38H112V35H110L109 36ZM126 37V36H125ZM127 37H129V38H125L127 41H129V39L131 38L129 35L127 36ZM135 37V38H134ZM136 37H138V38H136ZM142 37H140L141 39H142ZM149 37L152 39H149ZM156 37V36H155ZM158 37V36H157ZM163 37V36H162ZM171 37V36H170ZM174 37V36H173ZM172 37V38H173ZM200 37H201V35H200ZM200 37H198V39H200ZM223 37V36H222ZM226 37H228V36H226ZM235 37V36H234ZM243 37V36H242ZM244 37H245V35H244ZM243 37V38H244ZM250 38H251V36H249ZM1 38V37H0ZM3 38H4V36H3ZM33 38V37H32ZM107 39H108V37H106ZM131 38V39H132ZM171 38V39H172ZM187 38H188V35H187ZM210 38V37H209ZM231 38L233 39V37L231 36ZM237 38V37H236ZM253 38V37H252ZM2 39V38H1ZM121 39H123L122 38V36H121ZM124 39V40H125ZM131 39H130V41H131ZM133 39H132V41H133ZM148 39H149V41L151 40L153 43H154V40H156V38H154V34L153 35H150V36H148ZM148 39L146 40V41H148ZM180 40L182 39V38H179ZM187 40V44L186 45H184V46H186V50H188V47H187V45H188V42H189V44H190V40ZM201 39H202V37H201ZM222 39V38H221ZM246 39V38H245ZM254 39H256V36H255V38ZM258 39V40H259ZM264 39V38H263ZM33 40V39H32ZM158 40H160V39H158ZM178 40V39H177ZM192 40H193V37H192ZM191 40V42H193ZM206 40V39H205ZM234 40V39H233ZM237 39H235V41H236ZM238 40H240L241 42L239 43L238 41V43L240 44L239 46L238 45H236V43L235 42H233V43H235V45L236 46H238L237 48L238 49H235L237 52V54H239V53H244V54H242L243 55V57H240V55H235L234 56V58L235 59H239V57L241 58V59H239V60H242V58H247V56H250V54H252L251 53V51H249V45H248V43L250 42V40L247 38V40H244V39H242V38H240L239 37V39ZM29 41V40H28ZM40 41H42V40H40ZM117 41V40H116ZM137 41H139V39L137 40ZM136 41V42H137ZM142 41V40H141ZM141 41H139V42H141ZM169 41H171L170 39H169ZM175 41V40H174ZM173 40H172V42H174ZM182 41H183V39H182ZM181 41V42H182ZM219 41V40H218ZM227 41H230V40H227ZM255 41V40H254ZM121 42H123V41H121ZM143 42V41H142ZM151 42V43H152ZM158 42V41H157ZM160 42V41H159ZM168 42V40L166 41V43ZM176 42H178V41H176ZM196 42V41H195ZM194 42V44H196ZM221 42V41H220ZM251 42H252V40H251ZM250 42V43H251ZM260 42H262L261 40H259V46H256V45H254V51H252L253 52V54H254V57H253V59H251V64H255V66L257 65L258 66V64H261V60H263V58H264V52H263V44L264 43H262V44H260ZM126 42L124 41L123 42V44H125ZM131 42H128V44H130ZM133 43H135V42H133ZM148 42H145L143 45L145 46V47H147L148 46V49L146 48V50H148L149 52H150V50H151V53L153 52V50H155V47H153L152 46V44H150V42L147 44ZM161 43V42H160ZM163 43V46H162V50H163V54L161 53V47L159 48V45H158V49H160V53L162 54V56L160 55V53L159 54H157L156 52H155V57H156V54L157 55H160V57H162V58H164V57H166L165 58V60L168 58V56L170 55V53L168 54V55H166L167 54V52L168 51H170V50H166L165 48H167L165 45H164V43L165 42H162ZM215 43V42H214ZM213 43V44H214ZM231 44V42H227V45L228 46H226L225 45V48L226 47H228V50L229 51H231V54H232V51H234V49L232 50L231 49V47L234 45V44ZM36 44V43H35ZM111 44L112 45H114L115 43H112L111 42ZM121 44V43H120ZM142 43H140L139 44V47L141 46V47H144V46H142L141 45ZM146 44H147V46H146ZM159 44V43H158ZM168 44V43H167ZM170 44H171V42H170ZM175 44V43H174ZM179 44V43H178ZM183 44H185V42L184 43H182V45ZM207 44H209V42H207ZM254 44V43H253ZM257 44V45H258ZM41 45V44H40ZM119 45V44H118ZM125 45H127V44H125ZM124 45V46H125ZM136 45H137V47H138V43H136ZM155 45H157V43L155 42ZM162 45V44H161ZM169 45V44H168ZM176 45H177V43H176ZM176 45H174V47L176 46ZM180 45V44H179ZM218 45H220V44H218ZM234 45V46H235ZM251 45H252V43H251ZM115 46V45H114ZM114 46H113V49L112 50H114ZM117 46V45H116ZM133 47H134V45H132ZM131 46V47H132ZM149 46L151 47L150 48V50H149ZM172 46L173 45H171V47H170V45H169V48H172ZM178 46V45H177ZM176 46V47H177ZM208 46V45H207ZM209 46L211 47V43L209 44ZM208 46V47H209ZM213 46V45H212ZM214 46H215V44H214ZM253 46V45H252ZM252 46H251V48H252ZM112 47V46H111ZM110 47V48H111ZM118 47V46H117ZM119 47H121V45L119 46ZM136 47V46H135ZM136 47V49H141V51H142V48L140 47V48H137ZM145 47H144V49H145ZM165 47V48H164ZM180 47L181 46H179V49H180ZM223 47V46H222ZM41 48V47H40ZM116 48V47H115ZM124 48V50H121L123 53L125 52V53H128V52H126L125 51V47H123ZM126 48H127V46H126ZM129 48H130V46H129ZM157 48V47H156ZM217 48H220L219 46H216V50H217ZM21 49V48H20ZM38 49V48H37ZM119 49H121V48H118V50ZM133 49V48H132ZM136 49H134V51L136 50ZM143 49V50H144ZM178 49V50H179ZM181 49H182V47H181ZM209 49H211V48H209ZM221 49V48H220ZM116 50V49H115ZM126 50H128V49H126ZM130 50H131V48H130ZM173 50V49H172ZM185 49H184V51H186ZM190 50V49H189ZM216 50H214V52L216 51ZM219 50V49H218ZM227 50V49H226ZM227 50V51H228ZM253 50V49H252ZM120 51V52H121ZM164 51H166V54L164 53ZM173 51H175L176 52V48H175V50H173ZM181 51H183V50H181ZM181 51H179L180 53H177L178 55H176V53H174V52H172L173 53V56L175 55L176 56V58L178 57V56H181L180 54H182V52ZM204 51V50H203ZM220 51V50H219ZM37 52V51H36ZM130 52V51H129ZM131 52H133V50L131 51ZM139 52V54H141V55H143V53H146L147 54V52H143V53H140V51H138ZM178 52V51H177ZM188 52V51H187ZM213 52V53H214ZM224 52H225V50H224ZM235 52V51H234ZM263 52V53H262ZM122 53V54H123ZM137 52L135 51V54H136ZM190 53V52H189ZM213 53H211V55H213ZM28 54V53H27ZM134 54V55H135ZM165 54V55H164ZM185 54H187V53H185ZM215 54H217V51L215 52ZM226 54H228V53H226ZM235 54V53H234ZM233 54V55H234ZM20 55H21V53H20ZM115 55H118V54H115ZM127 55V54H126ZM131 55H133L132 53L130 54V56ZM133 55V56H134ZM141 55H138V53H137V56L139 57V59L137 58L136 60H139L138 61V63H140V56ZM164 55V56H163ZM182 55H184V54H182ZM218 55V54H217ZM224 55H225V53H224ZM31 56V55H30ZM29 56V57H30ZM129 56V55H128ZM186 56V55H185ZM202 56V55H201ZM200 56V57H201ZM229 56V55H228ZM227 56V57H228ZM253 56V55H252ZM19 57V56H18ZM113 57V56H112ZM115 57V56H114ZM118 57H120V56H118ZM144 57V59H146V57L148 58V56L146 55V56H143ZM153 57V56H152ZM155 57H153V59L155 58ZM184 57V56H183ZM183 57H182V60H183ZM188 57H190V56H187V58ZM210 57V56H209ZM213 57V56H212ZM216 56L214 55V57H213V60H214V58H215ZM225 57V56H224ZM226 57V58H227ZM232 56H230V57H228L229 59L231 58ZM263 57V58H262ZM128 58H130V57H128ZM156 58H158V57H156ZM162 58H160L161 60H162ZM170 58H171V56H170ZM206 58V57H205ZM218 58V57H217ZM226 58L224 59V60H226ZM227 58V60H229ZM249 58H252V57H249ZM28 59V58H27ZM32 59V58H31ZM160 59H159V61H160ZM204 59V58H203ZM216 59V58H215ZM243 59V61H245ZM115 60V59H114ZM113 60V61H114ZM125 60H127V58L125 59ZM131 60V59H130ZM135 60V59H134ZM134 60H131V61H134ZM142 60V59H141ZM147 60V59H146ZM157 60V59H156ZM165 60H163V62L165 63ZM177 60L179 61V58H177ZM187 60V59H186ZM186 60H183L182 62H184V61H186ZM190 59L188 58V62H190L189 61ZM218 60H220V59H218ZM226 60V62H228ZM231 60H233V58H231ZM249 60V59H248ZM117 61V64H119L118 63V60H115V62ZM122 61H123V59H122ZM128 61V60H127ZM145 61V60H144ZM149 62L147 63V61H146V63L147 64H149L150 63V61H152V60H148ZM170 61V60H169ZM176 60L174 59V61H171V64H174L173 62H175ZM193 61H194V59H193ZM190 62V63H194V62ZM264 61V60H263ZM124 62V61H123ZM137 62V61H136ZM158 61H156V63H157ZM180 62V61H179ZM215 62H217V61H215ZM223 62L224 61H222L221 62V64H223ZM231 62H233V61H229L228 63H230L231 64ZM239 62V61H238ZM246 62V61H245ZM245 62H244V64H245ZM132 63V62H131ZM152 63H155V59H154V61H152ZM155 63V64H156ZM164 63H162L163 64V66H166L167 64V66L166 67H168L169 68V63H166V64H164ZM187 63V62H186ZM186 63H180V64H182V65H180V67L178 68V66H179V64H178V62H177V68L179 69V72L176 70L175 71V69H177V68H173L172 69V67H171V69L169 70L171 73H173L174 74V76L175 75H177V76H175V78L174 77H172V75H171V73H170V75H171V78H170V80L168 79V81H170L169 83H166V85L167 84H169L168 86H167V92H168V94L171 96H169L168 98H171V99H173L175 102H177L178 103V105H177V107H176V110L174 111L173 109V111H174V115L176 114L177 116H178V120H177V122L175 121V123H177V130H175L176 132L177 131H179L180 133H181V138H180V136H179V138H180V144H182L183 145V143H184V141H185V143L186 142H188L187 143V145L186 146H188V149H190V151L189 150H187L186 152H188L186 155L188 156V158H186V155H185V153L183 152V151H181V152H183V155H182V157H180L179 155H178V157H180L181 159H180V162H183L182 164L184 165L185 163L186 164H188V167L187 168H189V171H190V177L189 178H187L186 176H185V178H187L188 179V182L186 181H184L185 182V186H184V188H188V186H189V190L188 189H186V196H187V193H188V196H187V199H186V201L185 202H187V205L189 204V206H188V209H186L185 211H184V214H182V215H184V216H182L181 217V219H177V217H174L175 218V220L174 221H170V226H169V230H168V232L169 233H171V234H168L167 232H165V234L163 235V237L166 235V233H167V235H166V238H165V240H164V249L163 250H161V251H159L158 250V246H156V243H154L153 242V239H151V238H153V237H151L150 235H147L148 237H150L149 239H151L150 240V242H149V246H148V250H147V254H148V258H149V263H151V264H156V261L157 260H159L160 261V263H162V264H205L204 263V260H203V258L202 257H204L205 256V254H207L210 258H208V259H210L209 260V264H232V262L233 261H236L235 259H236V257H235V253H236V251H243L244 250V244H245V242H243V240H244V238L243 239H241L242 238V234H241V227H242V223H241V221L243 220L242 219V217H243V214L244 213H246L247 212V214H248V216H249V218H250V224H253V229H254V227H255V231H257V233L260 235V238H261V240L259 239V237H258V239L260 240V242H259V244H260V247H259V251H260V254H262L263 252H264V241H263V235L264 234H262V232L264 231V229H262V227L260 226H258V219H259V217H261V216H264L263 215V210L261 209L262 207H260V205H262L260 202V198L261 197H259V191L257 192V191H255V190H253L254 188H256V186H254L253 185V183H252V185L254 186L253 188L249 185H247L246 186V182L244 183V175H245V179H246V177L248 176L246 173L244 174V172L242 173V170H241V168H243L245 165H246V163H245V165L243 166V164H241L242 166H240V167H238V165L236 166L235 164H237V162L236 163H234L233 162V172L231 173V176H229L228 178H226L225 179V181L226 180H229L228 181V183L227 182H225V186H223L222 185V189L224 190L223 191V193H222V197L221 198H219V199H221L220 200V202H219V207L218 208H215V205H217V203H216V198H214V199H212V196L211 195H209V198L208 199H204V198H206V197H204L201 201H203V200H205L206 202H207V200H208V202H212V203H208V204H210V209H209V211H208V209H207V216H212V220H211V223H212V227H210V223H209V217H205L204 218V220H202L201 222H202V231H200V232H202L203 233V230H205L204 231V233H205V238H203L204 239V244L206 245L205 246V248L202 250V249H200V246H198V245H196V237H195V232H197V231H195L194 232V230L196 229L195 228V226H196V223H195V218L193 219V218H190V216H191V211H196L195 209L197 208V205H198V198H199V196H200V194L202 193H200V190L202 189V187H203V183L204 182H202V184H200V185H202V186H200L199 185V183H201V179H203V176H204V171L207 169V168H205V170H203V168H204V166L205 165H202L201 164V162H200V164L202 165V167L199 165L198 166V163H199V160H198V158L199 157H204V156H198L199 155V153L200 154H202L201 153V151H202V149L204 148L203 146H202V144L203 143H201V141H202V139H201V131H200V133L198 132V130H200V128H199V123L201 122V120H202V123H203V121H205V118H204V112H205V109L207 108H211V107H206V105H208L207 104V101H208V99L207 100H205V97H207V96H204V97H202L203 95H201V93L202 92H204V91H200L199 89V85L200 84H198V82H196L197 84H198V86H197V84H195V81H194V78L195 77H197L196 79H199L198 78V76H195L194 77V75L196 74V72L194 73L193 72V70H192V68H194V67H192L191 68V64H187L186 65ZM241 63H242V61H241ZM241 63H239L238 65H236L237 66V78L233 81V76L230 74V76H229V78H228V80L230 79V81L227 83V84H225L224 82L225 81H228V80H226V77L228 76V74H225V73H227V71L228 70H231V68L233 67V66H235V65H233L232 67H229L228 69L226 68L227 66H225L224 67V69H227L226 70V72H224V71H222V75H223V73H224V76H222L221 74V76H219V73H220V71H221V69H220V71H219V73L217 74V79H218V81H216V83H218L219 82V85L217 86L218 88H219V86H220V91L219 90H217V92L219 91L220 93V97H218L219 99H220V102H219V104L221 103V105H222V107L220 108V110L222 109V112H223V116L225 117V115L229 112V111H227L226 112V109H228L229 107L227 106V104L225 103L224 104V102H226L225 100H227V102H228V100H230V102H231V106H232V104H234L233 103V101H236V99L234 100V98H236V96L235 95H237L235 92H237V87H238V85H240L241 84V82H240V84H238V82L240 81V78H242V76H244L245 78L246 77H248V73L249 72H251V70H250V68H249V71H248V66H249V63H247L248 65H246V67H245V70H243L244 68H242V66H241ZM19 64V63H18ZM134 64V63H133ZM137 64V63H136ZM141 64H145V62H143V63H141ZM141 64H137V65H141ZM158 64V63H157ZM185 64V65H184ZM229 64V65H230ZM235 64H236V61H235ZM254 64L252 65V66H254ZM110 65V64H109ZM112 65V64H111ZM116 65V64H115ZM126 65V64H125ZM124 65V66H125ZM130 65V64H129ZM159 65L161 66V63H159ZM176 65H174V67L176 66ZM194 65V64H193ZM224 65H225V63H224ZM232 65V64H231ZM230 65V66H231ZM118 66V65H117ZM134 66V65H133ZM133 66H130V67H133ZM147 66V65H146ZM150 66V65H149ZM158 66V65H157ZM160 66H158V67H160ZM235 66V67H236ZM251 66V65H250ZM249 66V67H250ZM252 66H251V68H252ZM256 66V67H257ZM129 67V66H128ZM134 67H138V66H134ZM153 67V66H152ZM162 67V66H161ZM220 67V66H219ZM234 67V68H235ZM258 67H261V69L259 68V74H260V77H259V79L262 81H260L261 83H262V85H261V83L260 84H258L259 83V81H258V79H257V84L260 86H262L261 88L263 89H261V88H259V90H262L261 92V96H262V98L260 99L261 100V105H260V108H258V109H256L255 111H254V114H256V113H258V112H260V114H258L260 117H261V121L259 122V121H256V123L255 124H257V122H258V125L260 126V127H258V129H261V123H263V115H264V67H263V65H260V66H258ZM257 67V68H258ZM111 68V67H110ZM125 68H127V67H125ZM146 68V67H145ZM163 68V67H162ZM162 68H160V70L162 69ZM198 68H199V66H198ZM221 68H222V70H223V67L221 66ZM234 68H233V70H234ZM115 69V68H114ZM122 69H123V71H124V68H123V65H122ZM132 69V68H131ZM135 68H133V70H134ZM140 69V66H139V68H138V70ZM141 69H143V67L141 68ZM159 69V68H158ZM157 68L155 69V66H154V71H156V70H158ZM164 69H165V67H164ZM164 69H162L163 71H165ZM253 69V68H252ZM256 69V68H255ZM22 70V69H21ZM126 70H128L129 71V68L128 69H126ZM146 70H148V69H146ZM174 70L175 72H172V71ZM197 70V69H196ZM208 70V69H207ZM219 70V69H218ZM236 70V69H235ZM115 71H117V70H115ZM120 71V70H119ZM139 71H141V70H139ZM232 71V70H231ZM230 71V72H231ZM245 71V72H244ZM253 71V70H252ZM134 72H135V70H134ZM142 72V74H143V72L144 71H141ZM148 72V71H147ZM147 72L145 73V75L147 74ZM229 72V71H228ZM229 72V73H230ZM236 72V71H235ZM258 72V71H257ZM256 72V73H257ZM126 73V72H125ZM124 73V74H125ZM128 73H133V71L131 72V70H130V72H128ZM128 73H126L127 75H131V74H128ZM139 73V72H138ZM156 73V72H155ZM157 73H161V74H163L164 72H157ZM167 73V71L165 72V74ZM180 73V74H179ZM253 73V72H252ZM141 74V75H142ZM179 74V75H178ZM232 74H234V71H233V73ZM258 74V73H257ZM133 75V74H132ZM131 75V77H133L134 78V76H132ZM144 75V76H145ZM149 75V74H148ZM164 75V74H163ZM170 75H168V76H170ZM246 75V76H245ZM253 75H255V73L253 74ZM121 76H122V73H121ZM136 76V75H135ZM139 76H140V74H139ZM150 76V75H149ZM153 76H154V73H153ZM160 76V75H159ZM166 76V75H165ZM164 76V77H165ZM235 76V75H234ZM130 77V76H129ZM130 77V78H131ZM138 77V76H137ZM136 77V78H137ZM151 77V76H150ZM162 77V76H161ZM164 77H162V78H164ZM177 77V78H176ZM253 77V76H252ZM121 78V77H120ZM126 78H128V77H126ZM129 78V80H131ZM152 78V77H151ZM154 78V77H153ZM160 77H158V79H159ZM169 78V77H168ZM204 78V77H203ZM222 78V79H221ZM122 79V78H121ZM137 79H140L139 77L137 78ZM137 79H135L136 80V83H137V85H138V83L139 82H137ZM141 79H143L142 77H141ZM146 79V78H145ZM144 79V80H145ZM156 79V78H155ZM157 79V81H159L160 82V79L158 80ZM165 79V78H164ZM224 79H225V81H224ZM255 79V78H254ZM127 79H125V81H126ZM134 79H132L131 81H133ZM135 80L133 81V82H135ZM151 80V79H150ZM140 82H143L142 80H139ZM148 81V80H147ZM146 81V82H147ZM167 81V80H166ZM200 81V80H199ZM224 81V82H223ZM241 81H242V79H241ZM247 81V80H246ZM255 81H256V79H255ZM255 81H254V83H255ZM121 82H123V81H121ZM127 82V81H126ZM201 82V81H200ZM244 82V81H243ZM123 83H125V82H123ZM128 83V82H127ZM144 83V82H143ZM213 83V82H212ZM254 83H253V85H254ZM126 84V83H125ZM124 84V85H125ZM129 84V83H128ZM127 84V85H128ZM149 85H152V84H150V83H148ZM157 84H158V82H157ZM160 84V83H159ZM248 83H246V85H247ZM250 84V83H249ZM113 85V84H112ZM123 85V86H124ZM130 85H131V82H130V84L128 85L129 86V89H131L130 88ZM139 85H140V83H139ZM144 85V84H143ZM143 85H141V86H143ZM161 85V87L163 86V83L162 84H160ZM122 86V88H124V90H125V88L126 87H123ZM126 86V85H125ZM140 86V87H141ZM145 86V85H144ZM136 87V85H134L133 86V88L132 89H134ZM147 87V86H146ZM159 87V86H158ZM244 87V86H243ZM255 87V86H254ZM258 87V86H257ZM256 87V88H257ZM137 88V87H136ZM199 88V89H198ZM242 88V87H241ZM246 88V87H245ZM108 89V88H107ZM139 89V88H138ZM143 89H145V88H143ZM147 89L148 88H146V90H143V93H147ZM150 89V88H149ZM110 90V89H109ZM137 90V89H136ZM140 90H141V88H140ZM140 90H138V91H140ZM241 90V89H240ZM243 90V89H242ZM246 90V89H245ZM107 91V90H106ZM117 91V90H116ZM134 91V90H133ZM145 91V92H144ZM150 91V90H149ZM158 91V90H157ZM163 91V90H162ZM247 91V90H246ZM110 92V91H109ZM123 92V91H122ZM128 92H129V90H128ZM137 92V91H136ZM135 92V93H136ZM154 92V91H153ZM201 92V93H200ZM216 92V93H217ZM242 92V91H241ZM103 93V92H102ZM108 93V92H107ZM143 93H141V94H143ZM148 93H150V92H148ZM205 93V92H204ZM121 94V93H120ZM132 94V93H131ZM137 94H139V92H137L135 95L136 96H138ZM115 95V94H114ZM127 95L129 96V94L127 93ZM126 95V98L128 97ZM135 95L133 96L134 98H135ZM144 95V94H143ZM151 95V94H150ZM149 95V96H150ZM206 95V94H205ZM216 95H218V94H216ZM240 95V94H239ZM259 95H260V93H259ZM259 95H257L258 97H259ZM111 96V95H110ZM153 96V95H152ZM161 96V95H160ZM163 96H166L167 97V95H166V93H165V95H163ZM154 97V96H153ZM156 97V96H155ZM125 98V97H124ZM125 98V99H126ZM139 98H140V96H139ZM139 98H137V99H139ZM145 98V97H144ZM167 98V99H168ZM231 98V99H230ZM118 99V98H117ZM129 99H132L133 100V98L131 97V98H129ZM151 99V98H150ZM163 99H164V97H163ZM166 99V98H165ZM38 100V99H37ZM104 100V99H103ZM113 100V99H112ZM127 100V99H126ZM140 100V99H139ZM145 100V99H144ZM172 100V101H173ZM249 100V99H248ZM258 100V99H257ZM166 101V100H165ZM169 101H171V100H169ZM255 101V100H254ZM253 101V102H254ZM259 101V100H258ZM134 103L136 102V101H133ZM139 102V101H138ZM146 102V101H145ZM150 103L151 102H153V100L152 101H149ZM174 102V103H175ZM212 102V101H211ZM229 102V103H230ZM37 103V102H36ZM112 103V102H111ZM131 103H132V101H131ZM137 103V102H136ZM148 103V102H147ZM166 103H167V101H166ZM165 103V104H166ZM168 103H170V102H168ZM172 103V102H171ZM171 103H170V107L171 108H173L172 106H171ZM172 103L173 105H175L176 106V104L177 103ZM209 103V102H208ZM163 104V103H162ZM241 104V103H240ZM133 105V104H132ZM136 104H134L133 106H135ZM148 105V104H147ZM216 105V104H215ZM230 105V104H229ZM236 104H234V106H235ZM74 106V105H73ZM117 106V105H116ZM152 106V105H151ZM156 106V105H155ZM200 106V109H198V107ZM209 106H210V104H209ZM234 106H233V109H234ZM251 106V105H250ZM252 106H254V105H252ZM138 107V106H137ZM148 107V106H147ZM167 107V106H166ZM169 107V108H170ZM202 107V108H201ZM218 107V106H217ZM237 107H238V105H237ZM237 107H235V108H237ZM244 107V106H243ZM258 107V106H257ZM62 108V107H61ZM81 108V107H80ZM99 108V107H98ZM135 108H136V106H135ZM146 108V107H145ZM156 108V107H155ZM168 108V107H167ZM169 108H168V111H169ZM251 108V107H250ZM87 109V108H86ZM89 109V108H88ZM88 109H87V111H88ZM95 109V108H94ZM107 109H109V108H107ZM106 109V110H107ZM175 109V108H174ZM204 109V110H203ZM212 109V108H211ZM231 110H230V112H231V114H233L234 112H238V111H241L242 110V108H241V110L240 109H238V110H236V111H232V108H230ZM121 110V109H120ZM136 110H139V108L137 109L136 108ZM171 110V111H172ZM235 110V109H234ZM110 111V110H109ZM148 111V110H147ZM153 111H154V107H153ZM167 111V112H168ZM204 111V112H203ZM243 111V110H242ZM241 111V112H242ZM251 111V110H250ZM106 112V111H105ZM133 112V111H132ZM136 112V111H135ZM144 112V111H143ZM149 113L151 112V110L150 111H148ZM147 112V113H148ZM170 112V111H169ZM230 112H229V114H230ZM233 112V113H232ZM112 113H113V111H112ZM115 113V112H114ZM130 113V112H129ZM146 113V112H145ZM144 113V114H145ZM146 113V114H147ZM152 113V112H151ZM161 113V112H160ZM214 113V112H213ZM243 114H244V112H242ZM249 113V112H248ZM118 114V113H117ZM134 114H136V113H134ZM134 114H131V119L133 118V117H135L134 116ZM164 114V113H163ZM172 114V113H171ZM230 114V115H231ZM237 114V113H236ZM239 114V113H238ZM247 114V113H246ZM245 114V115H246ZM253 114V115H254ZM107 115V114H106ZM114 115V114H113ZM119 115V114H118ZM130 115V114H129ZM138 115V114H137ZM136 115V117H138ZM148 115V114H147ZM173 115V114H172ZM206 115H207V112H206ZM248 115V114H247ZM146 116V115H145ZM150 116V115H149ZM165 116V115H164ZM171 116V115H170ZM170 116H169V118H170ZM195 116V117H194ZM227 116V115H226ZM229 116V115H228ZM233 116V117H232ZM244 116V115H243ZM242 116V117H243ZM252 116V115H251ZM256 116V115H255ZM110 117V116H109ZM120 117V116H119ZM174 117V116H173ZM205 117H207V116H205ZM230 117H232L233 118V120H231V119H228V121L229 120H231V121H229L228 123L229 124H231V125H233L232 126V128L234 129V130H237L240 126H243L244 128H246L245 126H246V122L244 121V123L242 124V125H239V127L237 128L236 126H237V124H236V120L237 119H239V117L238 116H236V115H231ZM229 117V118H230ZM235 117H238L236 120H235ZM248 117H249V115H248ZM258 117V116H257ZM260 117H258V118H260ZM42 118V117H41ZM114 118H115V116H114ZM118 118V117H117ZM123 118V117H122ZM139 119H140V117H138ZM142 118V117H141ZM165 118V117H164ZM172 118V117H171ZM175 119H176V117H174ZM252 118V117H251ZM111 119H113V118H111ZM127 119V118H126ZM152 119H153V117H152ZM167 119V118H166ZM173 119V118H172ZM171 119V121H173V120H175V119H173L172 120ZM226 119V118H225ZM241 120H242V118H240ZM244 119V118H243ZM246 119H248V118H246ZM255 119V118H254ZM85 120V119H84ZM114 120V119H113ZM117 120V119H116ZM129 120H130V118H129ZM128 120V123L131 121H129ZM135 122H137L138 121V119H133ZM132 120V123L134 122ZM156 120V119H155ZM168 120V119H167ZM170 120V119H169ZM218 120V119H217ZM240 120V121H241ZM252 120V119H251ZM258 120H260V119H258ZM86 121V120H85ZM124 121V120H123ZM147 121H148V117H147ZM149 121H152V120H149ZM154 121V120H153ZM152 121V122H153ZM163 121V120H162ZM102 122V121H101ZM141 122V121H140ZM170 122V121H169ZM169 122L167 121V125H169ZM231 122V123H230ZM242 122V121H241ZM41 123V122H40ZM106 123V122H105ZM159 123H161V122H159ZM173 123V122H172ZM204 123H206V122H204ZM142 124V125H141ZM139 123V125H137V123L135 124V126H133L132 127V124H127L128 126H131L132 127V129L134 130L135 129V131H133L134 132V134H136V137H137V135H139V137H137V139L138 138H142L143 136L145 137V136H147V135H145V133L146 132H148V129H147V131L146 130H144V133H143V136L141 135L140 136V134L142 133V129H141V127H139L140 125L141 126H145V125H143L144 123L142 122V123ZM148 124H151V122L150 123H148ZM171 124V123H170ZM228 124V125H229ZM120 125V124H119ZM122 125V124H121ZM127 125H126V127H127ZM201 126H203L202 124H200ZM208 125H209V123H208ZM217 125V124H216ZM223 125V124H222ZM231 125L230 126H228V127H231ZM263 125V124H262ZM173 126H175V125H173ZM173 126H165V127H167V129L170 127V129H171V127H173ZM131 127H129V128H131ZM146 127H148L147 125H146ZM151 127V126H150ZM153 127H155V126H153ZM152 127V128H153ZM158 127V126H157ZM254 127V126H253ZM263 127V129H264V126H262ZM46 128V127H45ZM128 128V127H127ZM143 128V127H142ZM152 128H151V130H152ZM175 128V127H174ZM199 128V129H198ZM208 128V127H207ZM210 128V127H209ZM236 128V129H235ZM244 128H242V129H244ZM255 128V127H254ZM50 129V128H49ZM48 129V130H49ZM111 129V128H110ZM119 129V128H118ZM126 129V128H125ZM146 129V128H145ZM150 129V128H149ZM170 129H168V131H170ZM176 129V128H175ZM203 129V128H202ZM201 129V130H202ZM153 130H155V128L153 129ZM152 130V131H153ZM158 130H160V129H158ZM214 130V129H213ZM222 130V129H221ZM240 130H241V128H240ZM255 130H256V128H255ZM58 131V130H57ZM113 131V130H112ZM119 131V130H118ZM128 131V130H127ZM130 131V130H129ZM128 131V132H129ZM140 131H141V133H140ZM146 131V132H145ZM171 131H173V129H171ZM174 131V132H175ZM230 131V130H229ZM259 131V130H258ZM47 132V131H46ZM111 132V131H110ZM126 132V131H125ZM132 132V133H133ZM151 132V131H150ZM156 132V131H155ZM163 132H165V131H163ZM166 132H167V130H166ZM204 131H202V133H203ZM207 132V131H206ZM209 132V131H208ZM219 132V131H218ZM107 133V132H106ZM118 133V132H117ZM123 133V132H122ZM170 133H173V132H170ZM169 133V134H170ZM178 133V132H177ZM221 133V132H220ZM237 133H238V131H237ZM240 133H242V130L241 131H239V133L238 134H236V132H235V134L237 135V136H239V134ZM246 133V132H245ZM129 134V138L131 139L130 141H132V138H134V135L132 136V137H130L131 135H130V133H128ZM156 134V136L158 135V137L160 136V139L162 138V137H164V136H162L161 137V135H160V132H159V134H158V132L157 133H155ZM154 134V135H155ZM179 134V133H178ZM183 134H185L184 136H183ZM199 134V135H198ZM204 134V133H203ZM202 134V135H203ZM207 134V133H206ZM230 134V133H229ZM234 134V135H235ZM257 134V133H256ZM255 134V135H256ZM153 135V134H152ZM164 135V134H163ZM167 135V134H166ZM172 135H176V133L175 134H172ZM208 135V134H207ZM233 134H232V136H234ZM235 135V136H236ZM241 135H243V134H241ZM126 136H127V134H126ZM156 136H154V137H156ZM171 136V135H170ZM169 136V138H171ZM177 136V135H176ZM211 136H212V134H211ZM222 136H224V135H222ZM227 136V135H226ZM229 136V135H228ZM231 136V138H233ZM46 137V136H45ZM48 137V136H47ZM51 137V136H50ZM56 137V136H55ZM70 137V136H69ZM108 137V136H107ZM143 137V138H144ZM157 137V138H158ZM168 137V136H167ZM209 137V136H208ZM230 137V136H229ZM241 137V136H240ZM102 138V137H101ZM114 138V137H113ZM128 138V137H127ZM128 138V139H129ZM140 138V139H141ZM145 138H148V136L147 137H145ZM144 138V139H145ZM165 138H166V136H165ZM223 138V137H222ZM227 138V137H226ZM226 138H224V139H226ZM238 138V137H237ZM46 139H48V138H46ZM98 139V138H97ZM111 139V138H110ZM136 139V140H137ZM138 140V141H142V140ZM150 139V138H149ZM164 139V138H163ZM167 139V138H166ZM165 139V140H166ZM174 139V138H173ZM212 139V138H211ZM224 139H222V140H224ZM228 139V138H227ZM234 139V138H233ZM235 139H236V137H235ZM234 139V140H235ZM242 139H244V137L242 138ZM113 140V139H112ZM134 140V139H133ZM147 140V139H146ZM151 140V139H150ZM153 140H154V142H155V139L153 138ZM162 140V139H161ZM168 140V139H167ZM175 140H177V139H175ZM188 140V141H187ZM241 140V139H240ZM258 141H259V139H257ZM49 141V140H48ZM144 141V140H143ZM142 141V142H143ZM149 140H147V142H148ZM158 141H160V140H158ZM164 141V140H163ZM170 141V140H169ZM168 141V142H169ZM171 141H172V138H171ZM178 141V140H177ZM218 141V140H217ZM225 141V140H224ZM228 141H230L229 139H228ZM145 142V141H144ZM154 142H153V144H154ZM167 142V143H168ZM200 142V143H199ZM221 142V141H220ZM231 142H233V144H234V142L235 141H231ZM231 142H230V144H231ZM253 142V141H252ZM255 142V141H254ZM140 143V142H139ZM157 142H155V145H157L156 144ZM162 142L160 141V143L158 144V145H160ZM172 143V142H171ZM198 143L199 144H201L200 146L198 145ZM223 143V142H222ZM240 143V142H239ZM245 142H243V144H244ZM257 143V142H256ZM137 144V143H136ZM144 144V143H143ZM152 144V145H153ZM164 144H166V141L164 142ZM216 144H218V143H216ZM235 144H236V142H235ZM241 144H242V142H241ZM242 144V145H243ZM254 144V143H253ZM260 144V143H259ZM80 145V144H79ZM119 145V144H118ZM125 145V144H124ZM134 145V144H133ZM146 144H144V146H145ZM149 145V144H148ZM152 145H150V147L152 146ZM167 145V144H166ZM169 145V144H168ZM172 145V147H173V145H174V143L173 144H171ZM207 145V144H206ZM240 145V144H239ZM257 145V144H256ZM255 145V146H256ZM154 146V145H153ZM162 146V145H161ZM183 146H185V145H183ZM183 146H182V148L181 149H183ZM185 146V148H187ZM111 147V146H110ZM129 147V146H128ZM137 147H138V145H137ZM137 147H135V148H137ZM140 147V146H139ZM146 147V146H145ZM157 146H154V148L156 149V150H153V151H155V152H153V153H155L154 155H157L156 154V151H158L157 150V148H156ZM163 147V146H162ZM170 146H168V148H169ZM171 147V148H172ZM175 147H176V145H175ZM177 147H179V146H177ZM232 147H233V145H232ZM236 147V145H234V148ZM238 147V146H237ZM244 146H242L241 148H243ZM247 147V146H246ZM151 148H153V147H151ZM150 148V149H151ZM184 148V149H185ZM205 148H206V146H205ZM211 148V147H210ZM229 148V147H228ZM227 148V149H228ZM240 147H238V149H239ZM240 148V149H241ZM107 149V148H106ZM122 149V148H121ZM150 149L148 150V151H150ZM219 149V148H218ZM224 149V148H223ZM233 149V148H232ZM231 148L230 149H228V150H232ZM236 149V148H235ZM234 149V150H235ZM237 149V150H238ZM137 150V149H136ZM140 150V149H139ZM138 150V151H139ZM145 150V149H144ZM152 150V149H151ZM163 150H165V149H163ZM167 150V149H166ZM166 150L163 152V155H164V153H165V155H167V153H169L170 151H169V149H168V152L166 153ZM114 151V150H113ZM135 151V150H134ZM138 151H136L137 153H140V152H138ZM141 151H143V149L141 150ZM147 151V150H146ZM147 151V152H148ZM171 151H172V149H171ZM176 151V150H175ZM174 150H173V152H175ZM200 151V152H199ZM204 151H205V149H204ZM204 151H203V153H204ZM226 151V150H225ZM225 151H223V152H225ZM242 151V150H241ZM129 152V151H128ZM133 152V151H132ZM136 152H135V156H136ZM206 152V151H205ZM238 152H239V150H238ZM257 152V151H256ZM143 153V152H142ZM149 153H151V152H149ZM152 153V154H153ZM176 153V152H175ZM180 153V152H179ZM208 153V152H207ZM227 153H228V151H227ZM232 153V152H231ZM230 153V154H231ZM239 153H243V151L242 152H239ZM239 153H237V155L239 154ZM244 153H245V151H244ZM110 154V153H109ZM114 154V153H113ZM146 154V153H145ZM148 154V153H147ZM182 154V153H181ZM205 154V153H204ZM222 154H224V153H222ZM250 154V153H249ZM248 154V155H249ZM99 155H100V153H99ZM117 155H119V154H117ZM134 155V154H133ZM141 155V154H140ZM150 155V154H149ZM153 155V156H154ZM162 155V154H161ZM172 155H173V153H172ZM209 155V154H208ZM225 155V154H224ZM227 155V154H226ZM232 155H234V153L232 154ZM235 155H236V153H235ZM147 155H145V156H143V157H146ZM152 156V155H151ZM151 156L149 157V158H151ZM152 156V157H153ZM176 156H177V154H176ZM242 156H243V154H242ZM122 157V156H121ZM155 157V156H154ZM157 157V156H156ZM159 157H160V155H159ZM162 157V156H161ZM168 157H170V155L168 156ZM174 157V156H173ZM184 157V158H183ZM214 157V156H213ZM225 157V156H224ZM224 157H222V158H224ZM240 157V155L238 156V159H237V156L235 157L237 160H235V161H240L241 160V163H244V161L242 162V159H240L239 158ZM124 158V157H123ZM134 158V157H133ZM137 158V157H136ZM139 158V157H138ZM165 158H166V156H165ZM171 158H172V156H171ZM246 158V157H245ZM260 158H261V156H260ZM120 159V158H119ZM145 159V158H144ZM147 159V158H146ZM167 159V158H166ZM176 158H174V160H175ZM178 159V158H177ZM176 159V160H177ZM188 159V160H187ZM200 159V158H199ZM212 159V158H211ZM225 159H227V158H225ZM224 159V160H225ZM230 159V158H229ZM233 159V160H232ZM231 160L232 161H234V158H232ZM252 159V158H251ZM141 160V159H140ZM139 160V161H140ZM150 160V159H149ZM148 160V161H149ZM157 160V159H156ZM164 160V162H165V159H164V156H163V158H162V161ZM171 160V159H170ZM179 160V159H178ZM178 160L176 161V163H175V161H173V158H172V160L171 161H173L175 164H177V162H178ZM184 160H186V161H184ZM206 160V159H205ZM248 160V159H247ZM131 161H133V160H131ZM138 161V160H137ZM136 161V162H137ZM142 161H144V160H142ZM152 160H150V162H151ZM169 161V160H168ZM167 160H166V162H168ZM201 161V160H200ZM203 161L204 160H202V163H203ZM230 160H228V162H229ZM231 161V162H232ZM238 161V162H239ZM261 161V160H260ZM126 162V161H125ZM129 162V161H128ZM134 162V161H133ZM133 162H131V163H133ZM145 162V161H144ZM143 162V164H145ZM157 162H159V160H157ZM157 162L155 163V161H154V163H155V165L156 166H154V165H151L150 164V166H154V167H157V165H159V164H157ZM218 162V161H217ZM220 162H222L221 160H220ZM219 162V167H221L222 166V163H220ZM225 162V161H224ZM246 162V161H245ZM114 163V162H113ZM161 163H163V162H161ZM161 163H160V166H158L156 169L158 170V168H163V165H164V163H163V165H161ZM204 163H205V161H204ZM227 163V162H226ZM264 163V162H263ZM129 164H130V162H129ZM137 164V163H136ZM135 163H134V166L136 165ZM140 164V163H139ZM139 164H137V165H139ZM142 163L140 164V166L142 165V166H145V165H143ZM152 164H153V162H152ZM221 164V165H220ZM240 164V163H239ZM259 164V163H258ZM132 165V164H131ZM131 165H129V166H131ZM149 166V164H146V166ZM173 165V164H172ZM179 165H180V163H179ZM207 165V164H206ZM139 166V167H140ZM147 166V168H148V170H149V168L150 167H148ZM165 167H167V166H169V165H164ZM176 166V165H175ZM223 166H224V169H227L228 170V168H225V164H223ZM222 166V167H223ZM226 166H227V164H226ZM231 165H229V169H230V167H232ZM261 166V165H260ZM263 166V165H262ZM122 167V166H121ZM136 167H138V166H136ZM138 167V168H139ZM165 167H164V170H165ZM172 167V166H171ZM184 167H186V165H184ZM206 167V166H205ZM133 168V167H132ZM135 168V167H134ZM133 168V169H134ZM138 168H135V170H136V172L138 171L137 169ZM142 167H140L139 168V170L141 169ZM147 168H145V169H147ZM168 168V167H167ZM176 168V167H175ZM183 168V167H182ZM182 168H180V169H182ZM186 168V169H187ZM248 168H249V166H248ZM126 169H128L127 167H126ZM133 169L131 170V171H133ZM144 169V170H145ZM152 171H153V168L151 167L150 168ZM155 169V168H154ZM172 169V168H171ZM178 169V172H179V168H177ZM217 169V168H216ZM221 169V168H220ZM244 169V168H243ZM119 170V169H118ZM163 170V172L165 173L166 171H167V169L164 171ZM185 170V169H184ZM208 170V169H207ZM234 170H236L235 171V174H233L234 173ZM249 170V169H248ZM120 171V170H119ZM142 171H143V169H142ZM159 171H160V169H159ZM158 171V172H159ZM161 171H162V169H161ZM160 171V172H161ZM172 171V170H171ZM170 171V169H169V173L171 172ZM186 171V170H185ZM189 171H187V172H189ZM211 171V170H210ZM223 171V170H222ZM226 171V170H225ZM224 171V172H225ZM244 171V170H243ZM124 172V171H123ZM127 172H129V171H127ZM139 172V171H138ZM140 172H141V170H140ZM144 172V171H143ZM146 172H149V171H146ZM157 172V171H156ZM157 172V174H160V173H158ZM163 172H161V173H163ZM173 172V171H172ZM251 172V171H250ZM263 172V171H262ZM130 173H132V172H130ZM152 173V172H151ZM167 173V172H166ZM207 173V172H206ZM222 173V172H221ZM227 173V172H226ZM241 173V174H240ZM255 173V172H254ZM55 174H56V172H55ZM120 174V173H119ZM127 174H129V173H127ZM126 174V175H127ZM135 174H137V173H135ZM141 174L142 173H140L139 175H137V176H140V177H142L141 176ZM149 175H150V172L148 173ZM148 174H146V175H148ZM153 174H155V173H153ZM184 174V173H183ZM214 174V173H213ZM242 174H244L243 176H242ZM116 175V174H115ZM130 175V174H129ZM129 175H128V177H129ZM149 175L147 176V177H149ZM165 175V174H164ZM167 175H168V177L167 176H165L166 178H170V176L171 175H169L168 173H167ZM217 175V174H216ZM225 175H228V174H225ZM240 175V176H239ZM247 175V176H246ZM261 175V174H260ZM56 176V175H55ZM136 176V175H135ZM134 177V181H133V183L131 184L130 182V186H132L131 187V190H130V192L128 191L127 193H128V196L127 197H131L130 198V203H128V204H130V211L131 212H129V215H130V217L129 218H131V216H132V222L131 221H129V223H132L135 227L136 226H140L141 224H143V223H141L140 224V222H139V220L138 219H140V218H138L137 219V216L140 214H138V213H136L135 212V209H137L136 208V201H139L140 199H142L143 198V196L144 195H146V193L145 194H143L142 192V183L144 182H141V178L140 177ZM155 176H156V174H155ZM161 176V174L159 175V176H157V178L158 177H160ZM188 176V175H187ZM220 176V175H219ZM218 176V177H219ZM241 176H242V178H241ZM252 176V175H251ZM250 176V177H251ZM263 176V175H262ZM127 177V178H128ZM147 177L145 176V178L147 179ZM150 177H152V176H150ZM210 177H211V175H210ZM214 177V176H213ZM131 179H132V177H130ZM155 178V177H154ZM156 178V179H157ZM164 177H163V175H162V179H163ZM166 178H164L165 180H166ZM173 178V177H172ZM252 178V177H251ZM261 178V177H260ZM149 180H150V178H148ZM152 179V178H151ZM155 179V180H156ZM159 179H161V177L159 178ZM159 179H157V180H159ZM198 179H199V182H198ZM206 179V178H205ZM211 179V178H210ZM224 179V178H223ZM243 179V180H242ZM257 179V178H256ZM145 180V179H144ZM165 180H163L162 182H163V184H164V187L166 188V190L165 191H163L164 192V196H163V198H165V203H163L164 205H166L167 207H168V209H169V211H170V213H172V216H177L178 215V213L180 212H178L177 213V208H176V205L174 206V204L177 202V201H175L176 200V198H178V197H176L175 198V200H173V196H175V193H176V191L174 190V189H176V187L177 186H175V183H171L170 184V182L168 181V183L169 184H165ZM173 180H175V179H172V181ZM218 179L216 178V180L215 181H217ZM248 180V179H247ZM246 180V181H247ZM131 181V180H130ZM152 181V180H151ZM150 181V182H151ZM205 181V180H204ZM242 181H243V183H242ZM146 182V181H145ZM144 182V183H145ZM149 182V183H150ZM154 181H152V183H153ZM156 182H158V181H156ZM159 182H160V180H159ZM174 182V181H173ZM182 182V181H181ZM212 183H214L213 182V180L211 181ZM219 182V181H218ZM217 182V183H218ZM222 182V181H221ZM223 182H224V180H223ZM248 182H249V180H248ZM248 182H247V184H248ZM257 182V181H256ZM122 183H123V181H122ZM178 183H179V181H178ZM250 183V182H249ZM263 183H264V181H263ZM126 184V183H125ZM157 184V183H156ZM160 184H162L161 182L159 183V185ZM215 184V183H214ZM242 184L243 185H245L243 188H245L246 189V187H250L249 189H247V191H249V192H246L245 191V189H244V191H245V194L246 193H249V195H247V198L245 199L244 198V196L242 195V191H243V189H241L240 190V188L242 187ZM144 185H146V188L148 187L147 185H148V182H147V184H144ZM152 185V184H151ZM154 185H155V183H154ZM158 185V184H157ZM157 185H156V187H157ZM176 185H178V184H176ZM220 185V184H219ZM229 185V186H228ZM241 185V186H240ZM123 186H125L124 185V183H123ZM187 186V187H186ZM199 186L201 187V188H199ZM211 186V188H212V184L210 185ZM218 186V185H217ZM221 186V185H220ZM151 187V186H150ZM175 187V188H174ZM179 187V186H178ZM154 187H152V189H153ZM163 188V187H162ZM113 189H115V188H113ZM160 190L159 191H161L162 189L161 188H159ZM260 189V188H259ZM127 190H129L128 188H127ZM146 190V189H145ZM147 190H149V187H148V189ZM146 190V191H147ZM158 190V189H157ZM179 190V189H178ZM214 190L215 189H213L212 188V193L211 194H215L214 193ZM216 190H219V189H216ZM58 191V190H57ZM155 191V190H154ZM154 191H152V192H154ZM182 191H183V189H182ZM261 191V190H260ZM145 192V191H144ZM149 192L150 191H148L147 193L149 194ZM184 192V191H183ZM215 192H217V191H215ZM220 192V191H219ZM222 192V191H221ZM177 193H179V192H177ZM176 193V194H177ZM206 193V192H205ZM129 194L131 195V196H129ZM150 194H151V192H150ZM181 194V193H180ZM180 194H178V195H180ZM204 194V193H203ZM261 194V193H260ZM110 195H111V193H110ZM159 196V195H158ZM161 196H162V194H161ZM205 196V195H204ZM218 195L216 194V197H217ZM220 196H221V194H220ZM220 196H218V197H220ZM146 198H147V196H145ZM149 197V196H148ZM180 197H182V196H180ZM214 197H215V195H214ZM151 199V202H152V197H150ZM155 198V197H154ZM157 198V197H156ZM154 199V200H157V199ZM161 199V198H160ZM182 199V198H181ZM181 199H180V202H181ZM183 199H185V198H183ZM211 199V200H210ZM216 199V200H215ZM146 200V199H145ZM148 201H149V199H147ZM146 200V201H147ZM153 200V201H154ZM213 200V201H212ZM141 201H143V200H141ZM141 201H140V203H141ZM158 201V200H157ZM126 202V201H125ZM155 202V201H154ZM159 202V201H158ZM164 202V201H163ZM178 202H179V200H178ZM183 202V201H182ZM181 202V203H182ZM149 203H150V201H149ZM160 203H161V201H160ZM184 203V202H183ZM182 203V204H183ZM157 204V203H156ZM162 204V203H161ZM162 204V205H163ZM177 204V203H176ZM185 204V206H186V203H184ZM183 204V205H184ZM190 204L192 205L193 204V206L191 207V210H189V207H190ZM203 204H204V202H203ZM150 205L151 204H149V206H148V204L146 205V206H148V207H150ZM159 205V204H158ZM163 205V206H164ZM178 205H180V204H178ZM182 205V206H183ZM145 206V205H144ZM157 206V205H156ZM163 206H161V207H163ZM181 206V205H180ZM184 206V207H185ZM127 207H128V205H127ZM140 207V206H139ZM138 207V208H139ZM179 207V206H178ZM183 207V208H184ZM205 207V206H204ZM242 207H244V210L242 211ZM143 208V207H142ZM159 208V207H158ZM157 208V209H158ZM176 208V209H175ZM181 208V207H180ZM125 209V208H124ZM148 209V208H147ZM151 209V208H150ZM199 208H197V210H198ZM113 210V209H112ZM111 210V211H112ZM141 210V209H140ZM144 208H143V210H142V215L144 214H146L145 212H144ZM163 210V209H162ZM155 211V210H154ZM164 211V210H163ZM162 211V212H163ZM165 211H167L166 209H165ZM183 211V210H182ZM193 211V212H194ZM157 212V211H156ZM131 213V214H130ZM159 213H160V211H159ZM177 213V214H176ZM194 213H196V212H194ZM138 214V215H137ZM153 214V213H152ZM156 214V213H155ZM158 214V213H157ZM141 215V214H140ZM161 215V214H160ZM163 216V215H162ZM168 216H170V215H168ZM188 216V217H187ZM216 216H219L218 218H216ZM125 217V216H124ZM139 217H141V216H139ZM144 217H146V215L144 216ZM165 217V216H164ZM187 217V218H186ZM163 218V217H162ZM249 218H248V220H249ZM135 219H137L136 220V224H135ZM142 219H145V218H142ZM169 219H171V218H169ZM184 219H186V220H188V222H189V224H186V225H188L185 229L183 228V225H182V221L184 220ZM244 219H246V218H244ZM261 219V218H260ZM145 220H149V219H145ZM248 220H246L247 221V224H249L248 222ZM127 221V220H126ZM141 221V220H140ZM150 221V220H149ZM168 221V220H167ZM118 222V221H117ZM137 222H138V224L139 225H137ZM145 222V221H144ZM158 222V221H157ZM169 222V221H168ZM188 222H186V223H188ZM264 222V221H263ZM147 224L149 223V222H146ZM151 223V222H150ZM154 223V222H153ZM161 223V222H160ZM167 223V222H166ZM191 223V224H190ZM193 223V224H192ZM207 223V224H206ZM199 224V223H198ZM218 224H220V225H218ZM245 224V223H244ZM264 224V223H263ZM132 225V226H133ZM145 225V224H144ZM168 225H169V223H168ZM132 226H130L131 228H132ZM133 226V227H134ZM143 226V225H142ZM164 226V225H163ZM206 226V227H205ZM219 226V227H218ZM116 227V226H115ZM147 228H148V231H149V224L147 225ZM147 228H146V231H147ZM153 228V227H152ZM152 228H150V229H152ZM161 228V227H160ZM159 228V229H160ZM205 228V229H204ZM217 228V229H216ZM128 229V228H127ZM133 230H137L138 228H132ZM131 229V230H132ZM140 229H142V228H140ZM213 229V230H212ZM257 229V230H256ZM129 230V229H128ZM134 231V232H137L136 234H138V235H141L140 234V232H139V229H138V231ZM153 230V229H152ZM211 230L213 231V232H215V234L214 235H217L216 236V238H214L213 239V237H212V234H211ZM246 230V229H245ZM263 230V231H262ZM140 231H142V233H145L143 230H140ZM155 231V230H154ZM153 231V232H154ZM161 231V230H160ZM164 231V230H163ZM166 231H167V229H166ZM131 233H132V231H130ZM133 232V233H134ZM156 232V231H155ZM154 232V233H155ZM194 233V235H193V233ZM200 232H198L199 234H200ZM219 232H221V235H220V233ZM151 233V232H150ZM153 233V234H154ZM163 233V232H162ZM201 233V234H202ZM207 233H208V236H206L207 235ZM217 233V234H216ZM255 233V232H254ZM152 234V233H151ZM248 234V233H247ZM145 235V234H144ZM159 235H161V234H159ZM142 236H143V234H142ZM152 236H154V235H152ZM197 236V235H196ZM245 236V235H244ZM243 236V237H244ZM132 237V236H131ZM134 237V236H133ZM132 237V238H133ZM136 237H138V236H136ZM141 237V236H140ZM156 236H154V240H156L157 238H155ZM158 237V236H157ZM161 237V236H160ZM248 237V236H247ZM255 237V236H254ZM143 238V237H142ZM142 238L140 239L141 241H144V240H142ZM162 238V237H161ZM198 238H199V236H198ZM136 239V238H135ZM143 239H146V236H145V238H143ZM217 239V240H216ZM254 240H256V239H254ZM138 241V240H137ZM146 241H147V239H146ZM252 241V240H251ZM258 241V240H257ZM198 242V241H197ZM131 243V242H130ZM132 243H133V241H132ZM136 243V241L133 243V244H135ZM139 243V242H138ZM198 243H201V242H198ZM219 243V244H218ZM122 244V243H121ZM141 244H143V243H141ZM146 244V243H145ZM252 244V243H251ZM4 245V244H3ZM130 245V244H129ZM137 245V244H136ZM161 245V244H160ZM248 245V244H247ZM247 245H245V246H247ZM1 246H2V244H1ZM139 246V245H138ZM202 246V245H201ZM248 246H250V245H248ZM5 247V246H4ZM3 247V248H4ZM127 247V246H126ZM218 247V248H217ZM1 248V247H0ZM94 248V247H93ZM161 248V247H160ZM139 249V248H138ZM142 249V248H141ZM217 249V250H216ZM255 249H257L256 247H255ZM85 250V249H84ZM127 250V249H126ZM133 250V249H132ZM202 250V251H201ZM1 251H5V250H1ZM6 251H7V249H6ZM129 251V250H128ZM216 251V252H215ZM93 252V251H92ZM8 253V252H7ZM144 253H146L145 251H144ZM214 253V254H213ZM230 254V255H228V256H226V258H223L222 256H223V254ZM238 253H240V252H238ZM255 253H256V251H255ZM5 254V253H4ZM126 254V253H125ZM124 254V255H125ZM143 254V253H142ZM242 254V253H241ZM240 254V255H241ZM127 255V254H126ZM130 255V254H129ZM7 256H8V254H7ZM132 256V255H131ZM130 256V257H131ZM9 257H11V256H9ZM91 257V256H90ZM127 258H128V256H126ZM138 258H139V256H137ZM158 257H160V259L158 258ZM240 257V256H239ZM261 257H263L262 255H261ZM261 257H258V258H260L259 260H261ZM235 258V259H234ZM17 259V258H16ZM129 259V258H128ZM161 259H162V261H161ZM241 260H242V258H240ZM7 257L4 255H2L1 254V252H0V264H6L7 263ZM11 260V259H10ZM13 260V259H12ZM11 260V261H12ZM244 260V259H243ZM248 260V259H247ZM247 260H245V261H247ZM256 260V259H255ZM263 260V259H262ZM10 261V262H11ZM15 261V260H14ZM159 261H158V263H159ZM208 261V260H207ZM227 261H229V262H227ZM245 261H243V262H245ZM111 262V261H110ZM242 262V263H243ZM248 262V261H247ZM260 262V261H259ZM263 262V261H262ZM262 262H260L261 264H262ZM9 263V262H8ZM14 263V262H13ZM12 264V263H11ZM206 264H208V262L206 263ZM234 264H237V263H234ZM239 264V263H238ZM257 264H258V261H257Z\"/></svg>",
	"mask_w": 264,
	"mask_h": 264
}]
</instances>
